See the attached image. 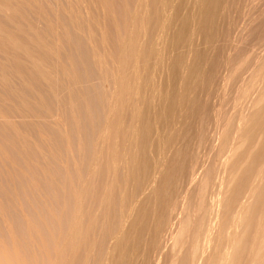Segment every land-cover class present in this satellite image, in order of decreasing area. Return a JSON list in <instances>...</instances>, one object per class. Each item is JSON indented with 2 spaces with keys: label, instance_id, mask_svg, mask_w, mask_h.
<instances>
[{
  "label": "bare ground",
  "instance_id": "bare-ground-1",
  "mask_svg": "<svg viewBox=\"0 0 264 264\" xmlns=\"http://www.w3.org/2000/svg\"><path fill=\"white\" fill-rule=\"evenodd\" d=\"M27 1H28V3H27ZM34 1V2H33ZM43 1V0H42ZM54 2L53 0H49V2ZM56 1H58L59 3V6L56 4V2H54L55 4H52L51 2V4L52 5H50L49 7L48 6H46V7H44V5L43 4H45V2L47 3V0L45 1H43L44 3H42L41 1H40V3H42L41 5L43 6V8L42 7H39L40 6V4L38 5V8H42L41 10H42V12H46L45 11V9L44 8H46V10L47 11H50L51 12V14H52V12H53V14L55 13V7H60V5H62L63 3L65 4L66 2L67 3H69L70 2V4L71 3H73L74 1H76V0H73V2H71L70 0H65V2H63L62 3V0L60 1V0H56ZM64 1V0H63ZM86 1H92L91 3L92 4H94L95 5V3L96 4H102L103 5V7H108V4L110 5V3L108 2L107 3V1L108 0H95V2L93 3V1L94 0H86ZM114 1H116V0H114ZM113 1V2H114ZM126 1H129V0H126ZM239 1V0H238ZM237 0H133V2H131V4L133 3L134 5H130V6H132L133 8V10L131 9L129 12H131V11H135L134 13H132L131 12V15L132 16H130V15H127V14H125V13H127L128 12V8L129 7H126L125 6V4L126 3H124L123 4V2H124V0L122 1V3H120V1H118L121 5L123 4L124 6H122V8L124 7V9L126 8L127 10H123L124 11V13L122 12V14H124L125 16L127 15V16H129V17H126V19L127 18H131L130 20H125V17H124V20L125 21H130L129 23H131V25L130 26H132V28H130L131 29V31L130 32H132V29L134 30V35H133V37L131 36L130 38H133V39H131V40H129V38H126L127 37V33H129L128 35H131L130 34V32L128 31L127 32V30L129 29L128 28V25H129V23H127L125 26L128 28H126L125 27V29L123 30V31H125L126 29V32H125V34L124 35H126V37L124 38L122 35L120 36V34H119V36L121 37V38H123V39H128V40H126V42L127 41H131L130 42V44L128 45V47L125 45L124 47H126L125 49H124V52L123 51H121L122 52V57H123V60H121L120 59V61H118L117 60V62H119L120 64H122L121 66H118V67H120L118 70H119V75H120V72H122L123 71V73H122V75L121 76H123V74H124V70H125V68H126V71L127 70H129V71H131L130 69H128V67H131L130 65H131V63L135 60V58L137 57V53H138V51H139V49H140V43L138 44L137 42H139V41H143V40H139V41H137L138 39H141V37H143V39H145V35H146V37H148V35H147V33H150L149 35H152L153 33H154V35H152V36H149V38L151 37V41H149V38H147L148 39V41L150 42V43H143V44H148V46L146 47L147 49H145V45L143 46V44H142V50H141V52L142 51H144L143 53L147 56V60L146 61H140L141 63L140 64H142V62L144 63V64H142L143 66H144V73L146 74H148L147 76H146V78H144L143 79V77L144 76H142L143 75V73H142V75H140V79L141 80H143L142 82H144V80L146 79L147 80V83H142V82H139L138 84H144V85H142V87L144 88V90H146V92H147V89L145 88V86H147V87H149L148 89H149V91H150V87H151V91H150V93L148 94V97H146V95L144 96L145 98L143 99V102L145 101V102H147V107H146V109H147V111L150 109V110H152L151 108H154V109H156L157 111L160 109V103L162 102H164L163 100H168V105L167 106H165V108H164V106H163V104L161 105L162 106V108L160 109V110H162L163 108H164V110H166V108H168L166 111H167V114L168 115H166V114H162L163 116H167L166 118H169V120L167 119L166 121H168L167 122V128L169 129V130H166V131H170L171 133H172V137L174 138V140H173V138H172V141H169L170 143L171 142H173L174 141V143H172V144H175V146H174V148H176V149H172L170 146H169V144L168 145H166V147L167 146H169L171 149H168L167 150V148H165L168 152H170V150H171V155H172V151H176L171 157H169L168 158V160H169V162H168V160L166 161L167 162V165H164V166H166L165 167V171L163 170V164L162 163H158V162H161L160 160L156 163L155 162V164L152 166V168H151V171H150V174H147V173H149L148 171H146L145 172V175L147 174V176H145L146 178V180H145V182L143 183V182H141L143 185L139 188L140 189V193H139V191H138V193H139V196H138V198H136L134 201H132L129 205H128V201H127V206H124V204H125V202H124V204H123V206L124 207H122L121 206V208L120 209H118V211H119V214H118V212L116 211V210H113L114 211V213H115V211L117 212V213H115V215L116 214H118L117 216H118V219H117V216H116V218H114L113 217V220H115L116 219V221H114V227L115 228H113L114 229V232H113V235H112V238H110L111 239V246H109V249H108V251H106V252H108L107 253V255H106V257H105V259H104V261L103 262H101L102 264H121V262H123L124 261V257L127 259V254H126V256H125V253H126V246H128V243L130 244V239H131V241H132V236H133V234L134 235H137L138 233H139V230L140 229H142L143 228V226H142V224L145 226V224H146V229H147V231L145 232L146 234H148V239H150V247H151V245H152V248H153V246L154 247H156V250L158 249V251H156L157 253H158V261H157V263H153V264H161L160 263V258H161V256H160V254H161V250L163 251V248L165 249V248H168L169 247V251H167V250H165V254H164V252H163V254L166 256V257H163V258H166V260L164 261V259L163 258H161V261H164V264L166 263V264H202L203 263V261H205L203 264H207V263H209V264H264V0H254V1H256V3L258 2V1H261L262 3H263V5H262V10L261 11H259L260 9H258V7H260V6H258L256 9L259 11V12H257V10H256V12H255V7L253 8V3H252V8L254 9V12L255 13H257L254 17H251V23L253 22L254 24H252V25H248L249 27L248 28H239L240 29V31H242L243 29L245 30V29H247L248 30V32H246L245 31V33H246V37L247 38H245V40H242V41H246V42H242L241 44H240V42H237L236 43V41H232L233 43H236V44H232V42L230 41L229 42V40L231 39H229V37L230 36H228V38L227 39H229L228 40V42L230 43V44H232V45H234V46H232V45H228V44H226L225 42L226 41H224L225 40V38L227 37H225L224 39L222 38L223 37V35L225 36V32H223V33H221V31L219 30V25H218V29L216 28V24H217V22H216V18L219 20L220 19V21L223 23V21L224 20H226L227 21V18H225V16H227V14L228 13H231L232 12V10L233 9H236L239 5L238 4H241V2H238ZM244 0H242V2H243ZM253 1V0H252ZM253 1V2H254ZM24 2H26L27 3V5L29 4L30 6L28 7V6H24V4H26V3H24ZM39 2V1H38ZM48 2V3H49ZM62 4H61V3ZM80 2H82V1H80L79 0V2L78 3H76V5H77V7H81L80 8V10L82 11L83 10V12L85 13V11H84V9L85 8H83V4H86V2L83 0V4L81 3L80 4V6H79V3ZM85 2V3H84ZM110 2H112L111 0H110ZM117 2V1H116ZM246 2V1H245ZM248 2H249V0H248ZM31 3V1L29 2V0H0V57H1V61H0V87H2V89L4 88L3 86L6 84H8V85H10L11 86V84H9L10 83V78H8V75H9V73H6V74H8V75H6L5 76V73L4 72H6V71H8L9 69H11V71L10 72H12L13 73V75L12 76H14V77H12L11 79H13L11 82H13V83H15V81H17V80H19V84H21V83H23L22 81V78H25V80H24V82L28 79V74H26L25 75V72H27V71H29L30 73L32 72L34 75H37L36 73H38L37 71H39L40 69H39V65H35V64H33V62L32 61H28L29 59L31 60V58H29V55H31V52L32 53H36L37 52V57H38V51L35 49V51L36 52H33L34 50H32V49H34V48H29V45L31 44H29V42H30V40L29 39H27V37H26V39L24 38V31H25V29H26V27L30 24V25H32V23H30V22H32L30 19H33V17L35 16V15H33V17H31V18H29V23H28V25L25 27V25L24 24H26L25 22H24V24H23V22H22V17L21 16H23L24 15V13H26L27 11H28V9L30 10L31 8L30 7H32L33 6V9L35 8V6L37 7V5H34V3L36 4V0H32V3H33V5L32 4H30ZM47 3V4H48ZM49 3V4H50ZM66 3V5H68ZM91 3H89V6L88 7H90V5L93 7L91 10H94V7H96L95 9L97 10V9H102V11H105V10H107L108 8H111V9H108V10H110L109 12L108 11H106V12H108L109 14H107V15H110V13H111V11H112V13L111 14H113V10H114V6H113V3L111 4V6H109L108 8H105V9H103L102 8V6L100 7V5H99V8H98V5L97 6H93ZM129 3V2H128ZM255 3V2H254ZM255 3V4H256ZM259 3V2H258ZM47 4H45V5H47ZM48 4V5H49ZM62 5V6H64V9H66L67 11H68V7H70L71 5H69V6H67L66 7V5ZM88 4V3H87ZM86 4V5H87ZM247 6L250 4L251 5V0H250V2L249 3H245ZM244 4V5H245ZM53 5H57V6H55V7H53ZM104 5H106V6H104ZM116 5V4H115ZM127 5V4H126ZM243 5V4H242ZM259 5H260V3H259ZM21 6H22V8H23V6L24 7H26L25 9H26V11L22 14V12H23V10H22V12H20L21 10H19L20 8H21ZM256 6V5H255ZM48 7V8H47ZM52 7H53V9H52ZM57 7V8H58ZM84 7H85V5H84ZM87 7V8H88ZM119 7V6H118ZM121 7V6H120ZM244 7H246V6H244ZM28 8V9H27ZM38 8H36V10L38 9ZM52 9V10H48V9ZM63 7H60L59 9H60V11L58 12L57 10V14L59 13H63V12H61V9H62ZM72 8V7H71ZM69 8V10H71L70 12L71 13H69V14H72V12H73V14H77V12H78V14L77 15H80L79 14V12H80V10L79 9H76V10H79V11H77L76 12V10L74 9V8ZM83 8V9H82ZM87 8H86V10H87ZM249 8H251V7H249ZM249 8L247 7V9H248V11H249ZM39 9V10H40ZM43 9H44V11H43ZM58 9V10H59ZM64 9H62V10H64ZM74 9V11H72ZM90 9V8H89ZM100 9V10H101ZM113 9V10H112ZM237 9H240V8H237ZM244 9V8H243ZM252 9V10H253ZM39 10H37V11H39ZM40 10V11H41ZM66 10H64V12L66 11ZM122 10V9H121ZM246 10V9H245ZM31 11V10H30ZM30 11H28V13L30 14H36V16L35 17H37L38 15H40V16H38L39 17V22H40V20L43 18V16L42 15H44V14H41V12L38 14V13H36L34 10H32V11H34V12H30ZM67 11L65 12V13H63L64 15L65 14H68L67 13ZM88 11H90V10H88ZM88 11H86L87 13H88ZM127 11V12H126ZM231 11V12H230ZM238 11V10H237ZM247 11V10H246ZM246 11H243V14H244V12H246ZM82 12V13H83ZM128 12V14H130ZM251 12V11H250ZM19 13V14H18ZM28 13H27V15H28ZM55 13V14H56ZM81 13V12H80ZM84 13H83V15H84ZM233 13H234V11H233ZM235 13H237V12H235ZM239 13V12H238ZM252 13V12H251ZM10 14V15H9ZM20 14H22V15H20ZM46 14H47V12H46ZM46 14H45V16H46ZM48 14H49V12H48ZM47 14V15H48ZM52 14V15H53ZM56 14V15H57ZM58 14V15H59ZM60 14V15H61ZM68 14V15H69ZM88 14H90V13H88ZM87 14V15H88ZM99 14H100V12H99ZM98 14V15H99ZM243 14L241 15V16H243ZM249 14V13H248ZM51 15V16H52ZM56 15H53V16H55V19H56V17H58V15L56 16ZM68 15H66L65 17L67 18L68 17ZM91 15H93V14H91ZM91 15H89L90 17H88V18H94V17H91ZM96 15V14H95ZM98 15H96V16H98ZM101 15V14H100ZM100 15L98 16V17H100ZM106 14H103V16H105ZM237 15V14H236ZM239 15V16H240ZM245 15V14H244ZM252 15H253V13H252ZM32 16V15H31ZM70 16V15H69ZM72 17H68V20H72V21H75V19H76V15H75V19H73V15H71ZM81 16V15H80ZM94 16V15H93ZM95 16V17H96ZM102 16V15H101ZM113 17H114V14L112 15ZM238 16V15H237ZM236 16V17H237ZM238 16V17H239ZM250 16H251V14H250ZM24 17H25V19H28L27 18V16L26 15H24ZM23 17V18H24ZM42 17V18H41ZM47 17H49V16H47ZM59 17H62L63 18V16H59ZM64 17V21H62L61 19H60V21H62V22H60L59 21V18H57V23H55V26H56V24H57V26L58 25H61V27L62 26H64V25H67V23H66V21L67 22H70V21H68L66 18ZM78 17L79 16H77V19H78ZM82 17V16H81ZM98 17H97V19H98ZM111 17V16H110ZM109 16H108V19L110 18ZM228 17V16H227ZM229 17H230V14H229ZM249 17V16H248ZM101 18V17H100ZM107 18V16L106 17H104V19L102 18V19H99V20H97V19H95V21L96 22H94V21H92V22H94L96 25H97V21H100L101 23L103 22V21H101V20H104L105 22H106V19ZM234 18V20L236 19L235 17H233ZM245 18V17H244ZM247 18V17H246ZM24 19V20H25ZM34 19H36V18H34ZM47 20V19H50L51 20V18H45L44 17V19H42V20ZM52 19H54V18H52ZM66 19V20H65ZM77 19H76V21H77ZM82 21L84 22V23H88L89 24V22H90V20H89V22L87 21V17H86V20L82 17ZM123 19V18H122ZM248 19H250V17L248 18ZM45 20V21H46ZM49 20V25L52 23V21H50ZM80 20V19H79ZM78 20V21H79ZM86 22H85V21ZM111 20V19H110ZM113 20V19H112ZM111 20V21H112ZM230 20V19H229ZM233 20V21H234ZM237 20V19H236ZM240 20V19H239ZM242 20V19H241ZM253 20V21H252ZM28 21V20H27ZM44 21V23H48L47 21L45 22ZM55 21V20H54ZM76 21H75V23H76ZM109 21V20H108ZM123 21V20H122ZM232 21V20H231ZM249 20H248V22H250ZM34 22V21H33ZM35 22H37V19H36V21ZM39 22H37V23H35L36 25H34L33 24V26H28V28L30 29V31L32 30V32H34V33H37V31H38V33H40L39 32V27L36 29L34 26H37V24L39 23ZM59 22L61 23V24H59ZM79 22H81V21H79ZM79 22H78V24H79ZM105 22H103V23H105ZM124 22V21H123ZM219 22V21H218ZM221 22H220V24H221ZM225 22V21H224ZM235 22V21H234ZM243 22H244V20H243ZM43 23V24H44ZM71 23V22H70ZM74 22H72V25L73 24H75ZM82 23V22H81ZM81 23L79 24L80 25V28L82 27H84V23H82L83 25L81 26ZM93 23V24H94ZM102 23V24H103ZM107 23V22H106ZM112 23V22H111ZM110 23V24H111ZM226 23V22H225ZM237 23V22H236ZM239 23V22H238ZM242 23V22H241ZM241 23H239V26H241L240 24ZM39 24H42V22L41 23H39ZM46 24H44V26L46 27L47 25ZM64 24V25H63ZM78 24H76V25H78ZM88 24H86V25H88ZM90 24H91V22H90ZM92 25V26H96V25ZM100 23H98V25H99ZM107 24H109V23H107ZM219 24V23H218ZM246 24H248V23H246ZM53 26H51V27H54L53 29L52 28H50V26H47L46 28H44L43 27V25H41L44 29H42V28H40L41 30L40 31H42L41 32V34L43 33V34H45L44 33V31H46V34H48L47 36L49 37L50 35V33H52L53 32V38H55V36H54V32H56V31H61V29H59V30H55L56 28H57V26H56V28H55V26H54V24H52ZM70 25V24H69ZM72 25H70V27L69 26H64L65 28H66V30H63V29H65V28H62V34H63V32L64 31H68L67 33H71L70 32V30L72 31V28H71V26ZM85 25V26H86ZM122 25V24H121ZM236 24L234 23V26H235ZM39 26V25H38ZM91 25L89 26L90 28L92 27ZM123 27H124V23H123V25H122ZM143 26H148L149 28H152L153 30H149V32L146 30V28H145V30H146V32L147 33H144L142 36L141 35H139V36H141L140 38H139V36H138V34H140V30H141V27H143ZM222 26H225V28H226V25L225 24H223ZM221 26V27H222ZM230 26V25H229ZM237 26V25H236ZM67 27L68 28H70V29H68L67 30ZM78 27V26H77ZM76 27V28H77ZM87 27V26H86ZM86 27H84V28H86ZM97 27V29L96 28H94V27H92L93 29H96V31L98 30V28L100 27H102V26H96ZM111 26L109 25V28H110ZM118 26H116V28H117ZM120 27V26H119ZM147 27V28H148ZM221 27H220V29H221ZM242 27H243V25H242ZM246 27H247V25H246ZM25 28V29H24ZM27 28V29H28ZM52 29L51 31L52 32H49L47 29ZM74 28H75V26H74ZM74 28H73V32H75V31H78V32H80L81 30L78 28V30H76L75 29V31H74ZM92 28H91V30H92ZM100 28H99V30H100ZM102 28H104V26L102 27ZM101 28V29H102ZM137 30H136V29ZM148 28V29H149ZM222 28H224V27H222ZM223 29V30H225L226 31V29ZM232 28V27H231ZM46 29V30H45ZM86 29H89V28H86ZM86 29H84V30H82V32L84 33V34H89V32H87V33H85V30ZM106 29H108V28H106ZM112 29H114V28H110V31H109V33L111 32V30ZM120 29H121V27H120ZM140 29V30H139ZM228 29V28H227ZM233 29V28H232ZM242 29V30H241ZM80 30V31H79ZM98 30V31H99ZM115 30V29H114ZM144 30V29H143ZM144 30V31H145ZM222 30V31H223ZM231 30V29H230ZM243 30V31H244ZM29 31V30H28ZM28 31H25L26 33H29ZM89 31V30H88ZM96 32V33H99V32ZM102 31V30H101ZM105 31H107V30H103L102 31V33L104 34V32ZM113 31V30H112ZM136 31V32H135ZM142 31V30H141ZM143 31V32H144ZM153 31V33H151ZM239 31V32H240ZM31 32V33H32ZM48 32V33H47ZM78 32H75V33H77L78 34ZM94 32H95V30H94ZM119 32V31H118ZM122 32V31H121ZM139 32V33H138ZM142 32V33H143ZM228 32V31H227ZM226 32V33H227ZM232 32H234V31H232ZM20 33H22L23 35L21 36L20 35ZM91 33V32H90ZM95 33V34H96ZM101 33V32H100ZM106 33V32H105ZM114 33H116V32H114ZM113 33V34H114ZM230 33V32H229ZM236 33V32H235ZM241 33H244V32H241ZM240 33V34H241ZM43 34L42 35H38V36H42L41 38H43ZM45 34V35H46ZM69 34H67L68 35V37L70 36ZM73 34V33H72ZM77 34H74L76 37L75 38H77ZM83 34V35H84ZM87 34V37L89 36ZM123 34V33H122ZM223 34V35H222ZM228 34V33H227ZM226 34V35H227ZM232 34V33H231ZM230 34V35H231ZM26 35H30V34H26ZM36 35V38H37V34H35ZM35 35H30V37L31 36H33V37H31V42L32 41H35L36 43H37V40H36V38H34V36ZM44 35V36H45ZM59 36L60 35V33L59 34H56V36ZM66 35V34H65ZM64 35V36H65ZM66 35V36H67ZM73 35V36H74ZM79 35L80 36H82L83 37V35H82V33L80 32L79 33ZM111 35V34H110ZM62 36V35H61ZM64 36H62L63 38H65ZM90 36H91V34H90ZM92 36L94 37L93 39L94 40H92L93 42H95L96 44H97V46H96V44H95V46H96V48H98V49H95V51L97 52L98 50H100V48H101V46H103V45H101L102 44V42L100 43L99 41H100V39L99 38H97V40H99V41H95L96 39V37H97V34H96V37L94 36V34L92 33ZM99 36L101 37L102 36V34L100 35L99 34ZM112 36V35H111ZM110 36V37H111ZM118 36V35H117ZM48 37H44L46 40H48V41H50L49 39H48ZM52 37H51V39H52ZM62 37H61V40H60V37H57L56 39H58L56 42H58L59 41V43H60V41H63V43L61 44L60 43V45L62 46L63 44L64 45H66L67 47H68V45L66 44L67 42H69V44H71L70 43V40L68 41V39L67 38H65L64 40H65V43H64V40L62 39ZM84 37H86V35L84 36ZM104 37V36H103ZM113 37V36H112ZM120 37H117V38H120ZM138 37V38H137ZM195 37H201V39L203 40V48H202V45H200L201 46V48H199L198 46V44H196V43H194L195 42ZM244 37H245V35H244ZM40 38V39H41ZM71 38V37H70ZM74 38V39H75ZM78 38L80 39L81 37H79L78 36ZM77 38V39H78ZM90 37H88V39H89ZM102 38V37H101ZM116 38V37H115ZM167 38V40H166V42L167 41H169V42H167L168 44L170 43L171 44V46H173V51H174V57L170 60V58H166V59H168V60H170V61H168V60H165V61H168L167 62V64L169 63V66L168 67H170V72L169 73H171V78H169V76H168V79L170 80H172L173 81V79L175 78V79H177V81L174 79V83H178V84H175V85H177L178 86V89L180 90V91H182V92H180L179 93V91H177L178 92V94H179V96H177V94H174L175 92H173L172 93V90H171V93L169 94V95H165L164 96V94H161L163 91V85H162V90L160 91V89H159V93H160V96H159V93L157 92V90H158V88L156 87L157 86V84H156V86H154V87H156L157 89H155V90H152L153 88V86H150V85H152L153 83H155V82H153V80H154V76L156 77V75L154 74L155 72H153V71H155V70H157V73H158V69H159V74H161L163 71L162 70H160L161 69V67L160 68H156V69H152V68H154L155 66H152V62H151V60L153 61H155V60H158V57L160 58V63L162 64V58H161V55L163 56L165 53V51L163 50H161L160 49V45L159 44H161V41L163 40V41H165V39ZM237 38V37H236ZM33 39V40H32ZM35 39V40H34ZM55 39V40H56ZM72 39V38H71ZM83 39V38H82ZM81 39V40H82ZM91 39V38H90ZM89 39V40H90ZM110 39V38H109ZM114 39V38H113ZM122 39V41H125V40H123ZM235 39V38H234ZM238 39V38H237ZM236 39V40H237ZM39 40V39H38ZM54 40V39H53ZM76 40V39H75ZM74 40V41H75ZM80 40V41H81ZM87 40V39H86ZM111 40H112V38H111ZM115 40H117V39H115ZM115 40H114V42H115ZM40 41V40H39ZM43 41V40H42ZM42 41H40V42H42ZM47 41V42H48ZM67 41V42H66ZM72 41V40H71ZM83 41H85V40H83ZM91 41V40H90ZM102 41H104V40H102ZM119 41H121V40H118L117 42H118V44H119ZM239 41V40H238ZM44 42H45V40L42 42L43 44L42 45H46V44H44ZM47 42H45V43H47ZM55 42V41H54ZM53 42V43H54ZM55 42V43H56ZM76 42V41H75ZM74 42V43H75ZM77 42H78V40H77ZM114 42H112L113 44H114ZM197 42V41H196ZM227 42V43H228ZM59 43H58V45H57V43H56V45H54V46H56L55 47V50H56V48L59 46L60 47V45H59ZM86 43V42H85ZM91 43V42H90ZM99 43V44H98ZM108 43V42H107ZM111 43V42H110ZM109 43V44H110ZM111 43V44H112ZM121 43V42H120ZM138 44V46H137V44ZM142 43V42H141ZM164 43V42H163ZM162 43V44H163ZM35 44V43H34ZM33 44V45H34ZM38 44V43H37ZM36 44V45H37ZM41 44V43H40ZM48 44H49V42H48ZM73 44V43H72ZM87 44H88V42H87ZM106 44V43H105ZM117 44V45H118ZM125 44V43H124ZM161 44V45H162ZM194 44L195 45H197L196 47H194L193 48V46H194ZM42 45H40V47H42ZM50 45H52V42H51V44ZM49 45V46H50ZM63 45V46H64ZM75 45V44H74ZM78 45V44H77ZM90 45H93L94 46V43H92V44H90ZM98 45H100L99 47H98ZM107 45V44H106ZM115 45V44H114ZM113 45V47H114V49L115 48H117L116 46H114ZM121 45V44H120ZM123 45V44H122ZM39 46V45H38ZM76 46V45H75ZM163 46V45H162ZM48 46H46L45 48H47ZM53 47V46H52ZM52 47H50V48H47V50L48 49H51ZM58 47V48H59ZM71 47V46H70ZM89 47V46H88ZM113 47H112V49H113ZM121 47V46H120ZM166 47V46H165ZM42 48H44V46L42 47ZM62 48V47H61ZM65 49H67L66 47H64ZM74 48V47H73ZM72 48V49H73ZM77 50H78V48H77V46L75 47ZM95 48V47H94ZM103 48V47H102ZM118 48H119V46H118ZM139 48V49H138ZM161 48H164V47H161ZM31 49V50H30ZM87 49V48H86ZM88 49H90V47L88 48ZM108 49V48H107ZM106 49V50H107ZM111 49V48H110ZM112 49H111V51H112ZM145 49V50H144ZM160 49V50H159ZM169 49V48H168ZM172 49H171V51H172ZM46 49H45V51H47ZM63 50V49H62ZM61 50V51H62ZM80 50V49H79ZM85 50V49H84ZM102 50V49H101ZM100 50V51H101ZM109 50V49H108ZM116 50V49H115ZM115 50H113L112 52V55H114V53L116 54V53H119L117 50V52L115 51ZM121 50H122V48H121ZM42 51V50H41ZM49 51V50H48ZM53 51H54V48H53ZM64 51V50H63ZM68 51H69V53L68 54H70L71 52H72V50H71V48L69 49V47H68ZM87 52H88V50H86ZM94 51V52H95ZM111 51H105L106 52V54H107V52H111ZM163 52L162 54H161V52ZM168 51V50H167ZM167 51H166V53H167ZM170 51V50H169ZM170 51V52H171ZM51 50L49 51V54H52L53 55V53L54 52H51ZM57 53H58V51H56ZM54 53V56H56L57 55V53ZM74 52V51H73ZM81 52V51H80ZM79 52V53H80ZM84 52V51H83ZM93 52V51H92ZM93 52V53H94ZM95 52V53H96ZM21 53H24V54H21ZM41 53V52H40ZM39 53V54H40ZM47 53V52H46ZM101 52H99V54H100ZM142 53V54H143ZM67 54V53H66ZM66 54H64V55H66ZM68 54L66 55V56H68ZM77 54V53H76ZM98 53H96V55H97ZM111 54V53H110ZM141 54V53H140ZM140 54H138V55H140ZM142 54H141V56H142ZM143 54V55H144ZM161 54V55H160ZM19 55H22L23 57H20ZM25 55L26 56H28V60L25 58L24 59V57H25ZM64 55H61V57H63ZM100 55H104V54H100ZM107 55H109V54H107ZM124 55V56H123ZM136 55V57L134 58V56ZM144 55V56H145ZM60 56V55H59ZM89 56V55H88ZM88 56H87V58H88ZM115 56V55H114ZM119 56V55H118ZM146 56L144 57L145 59H146ZM192 56V57H191ZM34 58L36 57V55L35 56H33ZM36 57V58H37ZM72 57H74V56H72ZM102 57V56H101ZM104 57V56H103ZM112 57L113 56H111L110 55V58L112 59ZM121 57V55L119 56V58H122ZM139 57V56H138ZM137 57V58H138ZM2 58H4L3 59V62H2ZM33 58V59H34ZM35 58V59H36ZM55 58V57H54ZM53 58V59H54ZM65 56H64V59L62 58V62H63V60H65ZM69 58H71V56H69V57H67L66 58V60L68 59V62L70 63V62H72ZM80 58V57H79ZM82 58V57H81ZM86 58V59H87ZM105 58V57H104ZM108 58V57H107ZM110 58H108L109 60H110ZM114 59H117V54H116V57H113ZM118 58V59H119ZM127 60H126V59ZM136 58V59H137ZM140 59H141V57H139ZM139 58H138V61H139ZM143 58V57H142ZM151 59L150 60V62H149V59ZM38 59V58H37ZM56 59V58H55ZM58 59H60V58H58ZM71 59H75V58H71ZM92 59V58H91ZM94 59V58H93ZM101 59H103V58H101ZM108 59H103L104 61L106 60H108ZM125 59V60H124ZM144 59V60H145ZM6 60V62L8 61V62H11L9 65H8V63H6V62H4ZM52 60V59H51ZM70 60V61H69ZM83 60V59H82ZM94 60H96V59H94ZM53 61V60H52ZM56 61V60H55ZM58 61V60H57ZM56 61V62H57ZM60 61V60H59ZM58 61V62H59ZM60 61V65H61V62ZM88 61V60H87ZM101 61V60H100ZM111 61V60H110ZM109 61V62H110ZM136 61V60H135ZM153 61V62H154ZM24 62L25 63H27L28 65H29V63H30V66H28L27 67V64H24ZM39 62H40V60H39ZM41 62H45V64L46 65H48L49 64V62H48V64L46 63V61H41ZM56 62H55V64H56ZM66 62V61H65ZM77 61H75V63H76ZM79 62V61H78ZM85 62V61H84ZM112 62L113 63H115V64H117L116 62H114V60H112ZM122 62V63H121ZM74 63V62H73ZM97 63H98V60H97ZM106 63V62H105ZM104 63V64H105ZM113 63H112V65H113ZM155 64H156V61L154 62ZM154 63H153V65H154ZM158 61H157V65L156 66H158ZM7 65L6 67H4V65ZM37 64V63H36ZM64 64V63H63ZM66 64V63H65ZM68 64V63H67ZM72 64V63H71ZM78 64V63H77ZM77 64H76V66H77ZM109 64L110 63H108L107 64V66H109ZM120 64H118V65H120ZM133 65H132V67H131V69H134L135 70V68L133 67L134 65H136L137 64V62L134 64V63H132ZM163 64H165V62L163 63ZM50 65V64H49ZM84 65V64H83ZM101 65H103V63L101 64ZM106 65V64H105ZM112 65H110V66H112ZM141 65V66H142ZM10 68H9V67ZM27 68H26V67ZM62 66V65H61ZM68 66V65H67ZM70 66V65H69ZM72 66V65H71ZM71 66L69 67V68H71ZM91 66V65H90ZM107 66H106V68H107ZM109 66V67H110ZM114 67H117V65H113ZM164 66V65H163ZM46 67V66H45ZM72 67H74V66H72ZM81 67V66H80ZM85 67V66H84ZM92 67H93V65H92ZM114 67L112 68H110V69H114ZM137 67H138V69H139V67L140 66H138L137 65ZM167 67V66H166ZM8 69V70H6V69ZM65 69L63 66H62V68H61V75L63 76L62 77V79H61V83H59L60 81H57V80H59L60 79V71H59V73H55L54 71L56 70V67L53 65V66H47L46 67V71L44 70L43 71V69L41 70V72H42V76L44 77V78H47L48 79V77L47 76H49V74H53V72L56 74V75H54V76H56V77H54V79L55 78H57V80L55 81V82H58L57 83V86L58 85H60L61 84V86H59V88H62L63 90H60L61 92H59L60 94H58V95H62V96H60V100H61V102H63L62 101V98L61 97H64V95H65V93L68 91H70V89L69 88H67V89H64V88H66V87H70L71 86V84H73L74 86H78V85H75L74 83H76V80H75V73H73L74 74V76H73V78L72 79H69V81L67 80V78L70 76V72L69 71H71L70 69ZM77 68H79V67H77ZM102 68V67H101ZM140 68H143V67H140ZM152 70H151V69ZM72 69V68H71ZM74 69V68H73ZM72 69V70H73ZM85 69V68H84ZM90 69V68H89ZM97 69V68H96ZM100 69V68H99ZM121 69V70H120ZM164 69H165V66H164ZM60 70V69H59ZM78 70V69H77ZM101 70V69H100ZM105 70V69H104ZM107 70H108V68H107ZM117 70V71H118ZM48 71V72H47ZM76 71V70H75ZM74 71V72H75ZM80 71V70H79ZM109 71V70H108ZM107 71V72H108ZM113 71V73L115 74V72H117V71H115V69L114 70H111L110 72H112ZM136 71H137V69L135 70V72L134 71H132V72H134V74L136 73ZM138 71H140V69L138 70ZM137 71V72H138ZM162 71V72H161ZM165 71V70H164ZM166 71H169L168 70V68H167V70ZM34 72H36V73H34ZM58 72V71H57ZM73 72V71H72ZM71 72V73H72ZM89 72V71H88ZM106 72V73H107ZM128 72V71H127ZM127 72H125V73H127ZM131 72V73H132ZM143 72V71H142ZM149 72H153L152 74H154V76L152 77V81H151V78H150V76L149 75H151L152 76V74L150 73L149 74ZM161 72V73H160ZM12 73H10V77H11V74ZM29 73V74H30ZM78 73V72H77ZM109 73V72H108ZM167 73V72H166ZM168 73V74H169ZM15 74V75H14ZM23 74L25 75V77H23ZM51 74V75H52ZM57 74H59V76H57ZM110 74V73H109ZM109 74H107V76L109 75ZM117 74V75H118ZM133 74V73H132ZM137 74V75H136ZM135 75H136V77L137 78H139V75H138V73H136ZM111 75H112V73H111ZM110 75V76H111ZM116 75V76H117ZM119 75H118V78H119ZM125 75H129V74H124V76ZM165 75V74H164ZM170 75V74H169ZM26 76H27V79H26ZM33 76V75H32ZM39 76V75H38ZM71 76H72V74H71ZM76 76H77V74H76ZM89 76H90V74H89ZM106 76V77H107ZM115 76V75H114ZM127 76H125V77H127ZM130 76H133V75H129V77ZM159 76H161V75H159ZM167 76V75H166ZM37 77V76H33V80H35V82L38 80V78H40V76L39 77H37L36 79L35 78ZM50 77V76H49ZM52 77V76H51ZM59 77V78H58ZM125 77H124V80H125ZM157 77H158V75H157ZM163 77V79L165 78V76H162ZM162 77H160V78H162ZM15 78V79H14ZM17 78V79H16ZM29 78H31L30 80H32V77H31V75H30V77ZM92 78V77H91ZM108 78V77H107ZM111 78V77H110ZM109 78V79H110ZM115 78V77H114ZM120 78H122V77H120ZM136 78V79H137ZM173 78V79H172ZM46 79V80H47ZM100 79V78H99ZM104 79V78H103ZM113 79V78H112ZM112 79H110V80H112ZM127 79V78H126ZM130 79V78H129ZM135 79V80H136ZM15 80V81H14ZM30 80H27L28 82H30ZM40 80V79H39ZM53 79H50V81H52ZM62 80H63V82H62ZM71 80H74V83H71ZM89 80H90V78H89ZM121 81L120 79H119V81H120V88H121V93L119 92V94H117V92H118V89H119V87H118V89L116 90V89H114V91H115V94L116 95H113V92H112V95L110 94L109 96H108V99H109V97L110 96H113V98L111 97L110 99H114V96L115 97H117V95H119V97L121 96L122 97V103H120L121 101H119V103H120V108H121V110H122V108L123 107H125L126 105L128 106V105H130L129 106V108H131V109H129V111L130 112H127V109H126V111H124V112H127V116H129L128 118H129V123L127 122V119L125 118V115L124 114H120V115H118V117L120 116H122V115H124V116H122L123 117V119L125 118V120H126V122L128 123V125L126 126V124L127 123H124L125 124V127H124V124H123V122H122V120H121V123L123 124V127L121 128V126H122V124H121V126L119 125L120 124V122L119 123H117V119H118V121H120V119L122 118H117V117H115V118H117L116 120H115V122L113 123V124H111L110 125V123L107 125H104V126H106V128H108V129H110L111 130V132L109 131V134H111V133H113V134H111V138H115V141H117V139L119 140V141H117L116 143L114 142V140H112V139H110V140H112L113 141V143L114 144H116V145H114L113 144V147H112V151H111V154H112V158H111V160H114L115 161V163H117L116 165L114 164V163H112V164H110V162H114V161H111V160H109V159H105V163H102L104 166L105 165H107L108 164V162H107V160L109 161V164H110V167L112 168V165L114 164V166H120V164L122 165V167L124 166V167H129L130 165H131V163H132V156H138V155H135L136 153H134V154H132V149H133V146H132V140H135L134 139V137L137 135V133H138V126H137V124H135V122H137V121H139V119H140V116H139V113H142L143 115H141V117H142V121L140 120V122H142V124H143V128L144 129H142V131L144 132V136L146 135V133L149 131V130H151L150 128H149V130H148V127H149V125H151V124H149L148 125V122L150 121V116L151 115H153V113L149 116V118H148V114H150L151 112L149 111V112H146V109L145 110H143V111H145V113L142 111V112H139V111H137V110H139L141 107H139V109H137V108H135V103L133 104V102H134V100H132V99H138V98H141V95L143 94V93H138L140 90H142L141 88H139L138 89V91H137V89L136 90H133L134 89V87H132V85L130 84H128V82H125V81ZM128 80V79H127ZM133 80V78H131L129 81H132ZM156 80H159V79H156ZM98 81H100V80H98ZM113 81V80H112ZM112 81H110V84H111V82ZM115 81V80H114ZM113 81V82H114ZM117 81V80H116ZM137 81H139V80H137ZM163 81V80H162ZM164 81H165V79H164ZM171 81V82H172ZM176 81V82H175ZM28 82H27V85H31V83L33 82H31V83H29L28 84ZM43 82V84L44 85H42L43 86V88L45 87V89H46V87L49 85V84H51L50 82L49 83H47L48 85H45V81H42ZM42 82L40 81V82H37L38 84L36 85L35 83L33 84L34 86L36 85V87L38 86L39 87V83L40 84H42ZM79 82V81H78ZM83 82H84V80H83ZM118 82V81H117ZM136 82V81H135ZM151 82V83H150ZM153 82V83H152ZM161 82V81H160ZM167 82V81H166ZM165 82V83H166ZM16 83H18V82H16ZM14 84V86H16L17 84ZM26 83V82H25ZM107 83V82H106ZM129 83H132V82H129ZM137 83V82H136ZM135 83V84H136ZM170 83V82H169ZM56 84V83H55ZM66 84L68 85V86H66ZM77 84V83H76ZM87 84V83H86ZM114 84V83H113ZM146 84V85H145ZM162 84V83H161ZM168 84V83H167ZM172 84H173V82H172ZM52 85V84H51ZM70 85V86H69ZM83 85V84H82ZM115 85V84H114ZM160 85V84H159ZM21 85H17V87L18 88H21V90H22V87H20ZM22 86H23V84H22ZM25 86H26V84H25ZM50 86V85H49ZM48 86V87H49ZM52 86H54V85H52ZM57 86H55V87H57ZM111 86V85H110ZM133 86H134V80H133ZM135 86H137V87H140L139 85H135ZM166 86V85H165ZM172 86V85H171ZM12 87V86H11ZM17 87H15V88H17ZM29 87V86H28ZM32 87V86H31ZM37 87V88H38ZM47 87V88H48ZM73 87V86H72ZM109 87V86H108ZM5 88H6V86H5ZM10 87L8 86V89H9ZM14 88V87H13ZM13 88H11V89H13ZM34 88V87H33ZM32 88V89H33ZM37 88H36V91H37ZM40 90L39 91H41V85H40ZM42 88V89H43ZM50 88H52V87H50ZM59 88H58V90H59ZM77 88V87H76ZM82 88H84V86L82 87ZM110 88V87H109ZM136 88V87H135ZM172 88V87H171ZM170 88V89H171ZM173 88H176V87H173ZM1 89V88H0ZM1 89V90H2ZM7 89V88H6ZM6 89H3V90H5L6 91ZM24 89V88H23ZM27 89V88H26ZM57 89V88H56ZM73 89V88H72ZM80 89V88H79ZM78 89V90H79ZM96 89V88H95ZM94 89V90H95ZM108 89V88H107ZM111 89H112V87H111ZM112 89V90H113ZM169 89V90H170ZM2 90V91H3ZM14 90H16V89H14ZM17 90H19V89H17ZM28 90V89H27ZM57 90V91H58ZM67 90V91H66ZM82 90V89H81ZM88 90V89H87ZM91 90V89H90ZM111 90V91H112ZM144 90H143V92H144ZM8 91V93L9 92H11L10 91V89L9 90H7ZM32 91V90H31ZM63 91H65V93L63 94ZM110 91V90H109ZM120 91V90H119ZM134 91H137V93L140 95V97L138 96V97H136V95H137V93L136 92H134ZM167 91V90H166ZM14 92V91H13ZM16 92V91H15ZM67 92V93H68ZM84 92H86V91H84ZM84 92H77V93H79V97H80V95L82 94V93H84ZM142 92V91H141ZM0 93H2V92H0ZM6 93V92H5ZM21 93V92H20ZM29 93V92H28ZM39 93H41L42 94V91L41 92H39ZM62 93V94H61ZM70 93V92H69ZM75 93V92H74ZM74 93H72V95L74 94ZM13 93H11V95H12ZM16 94H19L18 92L16 93ZM33 94H35V93H33ZM38 94V93H37ZM48 94V93H47ZM57 94V93H56ZM76 94V93H75ZM158 94V96H156ZM166 94H168V93H166ZM175 95V97L174 98H172V95ZM13 95H15V93L13 94ZM13 95L12 96H10V94L8 95L7 93H6V96L9 98V97H13ZM20 95V94H19ZM19 95H17V97L19 96ZM22 95V94H21ZM20 95V96H21ZM23 95H24V93H23ZM30 95V94H29ZM67 95V94H66ZM71 94L68 96V99L70 98V96H72ZM83 96H84V94H82ZM81 95V96H82ZM108 95V94H107ZM106 95V96H107ZM163 95V96H162ZM1 96H4L5 97V95H3V94H1ZM35 96V95H34ZM83 96L82 97H80V100H81V98L83 99ZM88 96V95H87ZM156 96V97H155ZM168 96H170V98L168 97ZM177 96V97H176ZM4 97H0V106H1V104L2 103H5V101H4ZM22 97V96H21ZM38 96H35V99L37 98ZM41 97H42V95H41ZM73 97V96H72ZM76 97V96H75ZM104 97V96H103ZM120 97V98H121ZM6 98V97H5ZM7 98V100H9ZM27 98V97H26ZM85 98V97H84ZM106 98V97H105ZM104 98V99H105ZM143 98V97H142ZM141 98V99H142ZM18 99H19V97H18ZM49 99V98H48ZM73 99V98H72ZM103 99V98H102ZM108 99L106 98V100L107 101H105V102H108V103H110V104H112L111 103V100H110V102L108 101ZM118 99V98H117ZM22 100V99H21ZM33 100V99H32ZM37 100V99H36ZM56 100H58V99H56ZM65 101L67 100L66 98L64 99ZM79 100V99H78ZM83 100H85V99H83ZM95 100V99H94ZM115 100H116V98H115ZM112 101L113 103H116V101ZM121 100V99H120ZM127 100V101H126ZM133 102H132V101ZM140 100V99H139ZM138 100V101H139ZM13 101V100H12ZM38 101L40 102V99L38 98ZM42 101V100H41ZM44 101V100H43ZM65 101L63 102L64 104H67V102L65 103ZM68 101V103H69V105H68V107H70V99L69 100H67ZM72 101V100H71ZM126 103H125V102ZM11 102V101H10ZM35 102V101H34ZM44 102H46V101H44ZM43 102V103H44ZM55 102V101H54ZM58 102V101H57ZM73 102V101H72ZM72 102H71V104H72ZM77 102V101H76ZM75 102V103H76ZM86 102V101H85ZM105 102H102L103 103V107H105L108 103H106V104H104ZM117 102H118V100H117ZM140 102V101H139ZM26 103H27V100H26ZM49 103V102H48ZM58 103H60V101L58 102ZM74 103V104H75ZM77 103H79V102H77ZM81 103V102H80ZM137 103V102H136ZM142 103V102H141ZM141 103H138V105L139 104H141ZM165 103V102H164ZM9 104V103H8ZM14 104V103H13ZM42 104V103H41ZM46 104V103H45ZM87 104H88V106H89V102H87ZM110 104H108V105H110ZM121 104L123 105V107H121ZM124 104H126L125 106H124ZM166 104H167V101H166ZM166 104H164V105H166ZM7 105V104H6ZM19 105V104H18ZM31 105V104H30ZM30 105H28V106H30ZM61 106H62V103L60 104ZM59 105V106H60ZM77 105H79V104H77ZM81 105V104H80ZM105 105V106H104ZM116 105H117V103H116ZM116 105L114 106V104H113V107H112V105L111 106H108V109L110 108L111 109V107L113 108V109H111L112 111H116L115 109H116ZM137 105V104H136ZM145 105V103H144V105L143 106H146ZM4 106V105H3ZM60 106V107H61ZM66 106L67 105H65L64 107H65V109L66 110H68L67 108H66ZM85 107H86V105H84ZM95 106V105H94ZM127 106H126V108H127ZM140 106V105H139ZM142 106V105H141ZM7 107V106H6ZM53 107V106H52ZM59 107V108H60ZM75 107H76V105H75ZM75 107H73V108H75ZM79 108H80V106H78ZM85 107H82V108H85ZM91 107V106H90ZM115 107V108H114ZM136 107H138V106H136ZM62 108V107H61ZM77 108V107H76ZM75 108V109H76ZM106 108V107H105ZM105 108L103 109V111L105 110ZM142 108V109H143ZM159 108V109H158ZM1 109H2V107H1ZM0 109V110H1ZM8 109H9V107H8ZM7 109V110H8ZM11 109V108H10ZM74 109V110H75ZM87 109V108H86ZM45 110V109H44ZM50 110V109H49ZM64 109H62V110H60V112L61 111H63ZM66 110H64L63 111V114H65L64 116H67V117H65L64 119H65V122H66V120L68 119V117H70V116H68L72 111H69L68 110V112L67 113H69V114H66L65 112H66ZM72 110V109H71ZM77 110H79V109H77ZM83 110V109H82ZM89 110V109H88ZM110 110V111H111ZM123 110H124V108H123ZM155 110V112H154V114L156 115V111ZM4 111H6L5 109H4ZM19 111V110H18ZM30 111V110H29ZM81 111V110H80ZM85 111V110H84ZM83 111V112H84ZM87 111V110H86ZM85 111V112H86ZM89 111H91V110H89ZM106 111V110H105ZM104 111V112H105ZM108 111V110H107ZM112 111H111V116H112V118L114 117L113 116V113L115 114L116 112H118V111H116V112H113L112 113ZM120 111V110H119ZM141 111V110H140ZM0 112H2L3 113V110L2 111H0ZM15 112V111H14ZM20 112V111H19ZM19 112H17L16 111V113H19ZM36 112V111H35ZM77 112V111H76ZM82 112V111H81ZM109 112V111H108ZM123 112V113H124ZM165 112V111H164ZM7 113H10V112H8L7 111ZM7 113H5L4 112V115L5 114H7ZM11 113H12V111H11ZM10 113V114H11ZM16 113H14L15 114V116L17 115ZM20 113H23V112H20ZM19 113V114H20ZM28 113H30V112H28ZM33 113V112H32ZM46 113V112H45ZM54 113V112H53ZM79 113V112H78ZM119 113H122V111L121 112H119ZM161 113L162 112H160L159 111V115L161 116ZM166 113V112H165ZM1 114V113H0ZM13 114V113H12ZM18 114V116H20ZM50 114V113H49ZM80 114V113H79ZM83 114V113H82ZM88 114V113H87ZM105 114V113H104ZM106 114H108V115H110L109 113H107L106 112ZM126 114V113H125ZM156 115V116H154V117H156L157 118V116L158 117H160L159 115ZM3 115V114H2ZM8 115V114H7ZM6 115V116H7ZM22 115V114H21ZM24 115L25 114H23V117H24ZM41 115V114H40ZM47 115V114H46ZM53 115V114H52ZM62 115V114H61ZM74 115V114H73ZM76 115V114H75ZM103 115V114H102ZM116 115H117V113H116ZM115 115V116H116ZM28 116V115H27ZM63 116V115H62ZM61 116V120L64 122V120H63V117ZM83 116V115H82ZM86 116V115H85ZM107 116V115H106ZM126 116V117H127ZM144 116V117H143ZM169 116V117H168ZM0 117H2V116H0ZM4 117V116H3ZM7 117H9V116H7ZM22 117V116H21ZM20 117V118H21ZM22 117V118H23ZM32 117V116H31ZM71 117H73L74 118V116H71ZM84 117V116H83ZM90 117H91V115H90ZM110 117V116H109ZM162 117V116H161ZM160 117V118H161ZM12 118V117H11ZM13 118H15V117H13ZM46 118H47V116H46ZM78 118V117H77ZM86 118V117H85ZM88 118V117H87ZM156 118H154V119H156ZM162 118H164V117H162ZM161 118V119H162ZM3 119V118H2ZM9 119V118H8ZM7 119V120H8ZM24 119V118H23ZM45 119V118H44ZM102 119H104V117L102 118ZM110 119V118H109ZM136 119V120H135ZM138 119V120H137ZM148 119H149V121H148ZM152 119V118H151ZM165 119V118H164ZM1 120V119H0ZM5 120H6V118H5ZM6 120V121H7ZM11 120V119H10ZM10 120L9 121H7L8 123L10 122ZM13 120V119H12ZM12 120H11V123H13L12 122ZM60 120V121H61ZM73 120V119H72ZM74 120H77V119H74ZM87 120V119H86ZM88 120H90V118L88 119ZM107 120H108V118H107ZM111 120V119H110ZM110 120H108V121H106L105 123H107V122H109ZM112 120H114V119H112ZM158 120H160V119H158ZM157 120V121H158ZM3 122H4V120H2ZM1 121V122H2ZM79 121V120H78ZM81 121V120H80ZM95 121V120H94ZM124 121V120H123ZM156 121V122H157ZM163 121V120H162ZM161 121V122H162ZM3 122H2V124H0L1 126L3 125H5V124H3ZM67 122H68V120H67ZM71 122V121H70ZM86 122V121H85ZM125 122V121H124ZM154 122V121H153ZM160 122V123H161ZM163 122H165V120L163 121ZM7 123V124H8ZM72 123V122H71ZM75 123V122H74ZM76 123H78V122H76ZM80 123V122H79ZM89 123L90 122H88V125H89ZM103 123V122H102ZM134 123V124H133ZM150 123V122H149ZM155 123V122H154ZM16 124V123H15ZM15 124H11L12 126H13V129L15 128ZM65 124H67V123H65ZM138 124H140V125H142L141 123H138ZM165 124H166V122H165ZM10 125V126H11ZM15 125V126H14ZM59 125H61V124H59ZM69 125H71V124H69ZM80 125V124H79ZM137 127H135V126ZM158 125H159V122H158ZM157 125V126H158ZM160 125H162V127H163V124L161 123ZM0 126V127H1ZM55 126V125H54ZM63 125H61V127H62ZM72 126H74V125H72ZM83 126V125H82ZM111 126V127H110ZM165 126V125H164ZM6 127H7V125H6ZM65 127V126H64ZM140 127V126H139ZM152 127H154L153 125H152ZM151 127V128H152ZM158 127H160V126H158ZM161 127V128H162ZM3 128V127H2ZM12 128V127H11ZM17 128V127H16ZM15 128V129H16ZM19 128V127H18ZM56 128H58V127H56ZM106 128L104 127V130L105 131H107L108 132V130H106ZM6 129H10V128H6ZM14 129V130H15ZM61 129V128H60ZM63 129V128H62ZM77 129H80V128H77ZM155 129V128H154ZM158 129V128H157ZM99 130V129H98ZM103 130V129H102ZM146 131V133H145V131ZM156 130V129H155ZM155 130L153 131V132H155ZM100 131V130H99ZM140 131V130H139ZM152 131V130H151ZM150 131V132H151ZM156 131H159V130H156ZM9 132H11V129H10V131ZM16 132V131H15ZM81 132V131H80ZM95 132V131H94ZM149 132V133H150ZM162 132V131H161ZM168 132H167V134H168ZM13 133V132H12ZM140 133V132H139ZM152 133V132H151ZM171 133H169L170 135H171ZM81 134V133H80ZM105 134V133H104ZM104 134H103V138H104V140H106L107 141V139H109V138H107V136H109V135H107V134H105L106 135V138L107 139H105V137H104ZM154 134V133H153ZM160 134H162V133H160ZM159 134V135H160ZM166 134V133H165ZM95 135V134H94ZM139 135H142V134H139ZM147 135H148V133H147ZM147 135H146V137H147ZM151 135V134H150ZM149 135V136H150ZM17 136V135H16ZM143 136V137H144ZM149 136H148V140H149ZM152 136V135H151ZM154 136V135H153ZM156 136V135H155ZM82 137V136H81ZM99 137H100V139H98L99 141L101 140V142H102V144H104V145H108L107 144V142H106V144L105 143H103V140L101 139V137L102 136H100L99 135ZM158 137V136H157ZM165 137H166V135H165ZM21 138V137H20ZM23 138V137H22ZM67 138V137H66ZM113 138V139H114ZM141 138H142V136H141ZM10 139V138H9ZM15 139L16 138H14V141L13 140H11V141H13V142H15ZM139 139V138H138ZM153 139V138H152ZM17 140V139H16ZM18 140H19V138H18ZM16 141V142H21V141H23V142H21L22 144H24V145H27V143L26 142H24V140H19V141ZM25 140H27V139H25ZM62 140V139H61ZM109 140V141H110ZM142 140H143V138H142ZM155 140V139H154ZM158 140V139H157ZM171 140V139H170ZM1 141H2V139H1ZM4 141V140H3ZM70 140H68V142H69ZM141 141V140H140ZM145 141H146V139H145ZM6 142V141H5ZM4 142V143H5ZM8 142V141H7ZM15 142V143H16ZM19 142V143H20ZM33 142V141H32ZM71 142V141H70ZM82 142V141H81ZM111 142V141H110ZM109 142V143H110ZM119 142V143H118ZM133 142H135L136 143V141H133ZM138 142V141H137ZM168 142V143H169ZM179 143V146H178V149H177V147H176V144H178ZM2 143V145H3V147H1L2 145H0V158L2 159V158H4V155H2V154H6V152L8 151L7 149H5V150H3L4 149V147H6L7 148V146H8V143H6L5 145H4V143L3 142H1ZM29 143H31L30 141H29ZM146 143V142H145ZM149 143V142H148ZM152 143V142H151ZM161 143V142H160ZM22 144H20V146L22 145ZM81 144V143H80ZM134 144V143H133ZM138 144V143H137ZM140 144V143H139ZM139 144H138V146H139ZM9 145H12V144H9ZM14 145V144H13ZM15 145H18V143H16ZM32 145V144H31ZM67 145V144H66ZM70 145V144H69ZM68 145V147H70ZM84 145V144H83ZM141 145V144H140ZM153 145V144H152ZM160 145V144H159ZM34 147H35V145H33ZM81 146V145H80ZM110 146H111V143H110V145H108V147L109 148H107V151L110 149ZM138 146H136V147H138ZM142 146H143V144H142ZM149 146V145H148ZM172 146V145H171ZM13 148H14V146H12ZM19 147V146H18ZM24 147V146H23ZM22 147V148H23ZM27 147V148H26ZM28 147H29V145L28 146H25L24 148H23V151H22V149L19 151L20 153H21V151H22V155H24V156H27V151L25 152V150L26 149H28ZM37 147V146H36ZM96 147H97V149H98V146L96 145ZM101 147H102V145H101ZM164 147V146H163ZM3 148V149H2ZM21 148V147H20ZM66 148V147H65ZM104 148H106V147H104ZM103 148V149H104ZM135 148V147H134ZM140 148V147H139ZM144 147H142V149H143ZM147 148V147H146ZM154 148V147H153ZM9 150L11 149V148H8ZM15 149V148H14ZM13 149V150H14ZM19 149V148H18ZM18 149H17V151H18ZM25 149V150H24ZM30 149V148H29ZM31 149H32V146H31ZM31 149L30 150H28V151H30L31 152ZM35 150H36V148H34ZM161 149V148H160ZM2 150V151H1ZM35 150H32V157L31 158H29L30 159V161H31V159L33 160V157H34V152H35ZM100 150H102V149H100ZM134 150V149H133ZM138 150V149H137ZM148 150V149H147ZM147 150H145V151H147ZM153 150V149H152ZM166 150H165V152H164V154H163V157H164V155H165V153H166ZM4 151V153H2ZM12 151V150H11ZM36 151H38V150H36ZM105 151V150H104ZM136 151V150H135ZM134 151V152H135ZM13 152H15V150L13 151ZM24 152L26 153V154H24ZM68 152V151H67ZM94 152V151H93ZM109 153H110V151H108ZM107 152V153H108ZM141 152V151H140ZM139 152V153H140ZM149 152V151H148ZM168 152L166 153V154H168ZM34 153V154H33ZM146 153V152H145ZM155 153V152H154ZM16 154H17V152H16ZM19 154V153H18ZM72 154V153H71ZM138 154V153H137ZM143 154V153H142ZM148 154H150V152L148 153ZM3 157H2V156ZM12 155V154H11ZM19 155H21V154H19ZM35 155H37V156H39L38 154H37V152H36V154ZM140 155V154H139ZM146 155V154H145ZM151 155V154H150ZM159 155V154H158ZM17 156V155H16ZM85 156V155H84ZM103 156V155H102ZM104 156H106V155H104ZM103 156V157H104ZM107 156L108 157H110V154H107ZM106 156V157H107ZM156 156V155H155ZM160 156V155H159ZM158 156V157H159ZM167 156V155H166ZM170 156V155H169ZM7 157V158H6ZM10 157V156H9ZM19 157V156H18ZM21 157V156H20ZM28 157H29V155H28ZM36 157V156H35ZM114 157V158H113ZM162 157V156H161ZM168 157V156H167ZM7 160H6V159ZM5 158L3 159L4 160V163L6 162L7 163V165H6V163H5V165H6V167L7 166H10V165H8V161L10 160L9 158H8V153L6 154V156H5ZM13 158V157H12ZM17 157H15V158H13V159H16ZM144 158V157H143ZM150 158V157H149ZM152 158H154V156L152 157ZM160 158V157H159ZM21 159V158H20ZM28 159V158H27ZM35 159H37V158H35ZM93 159V158H92ZM103 159V158H102ZM101 159V160H102ZM138 159V158H137ZM140 159V158H139ZM148 159V158H147ZM157 159V158H156ZM155 159V160H156ZM165 159V158H164ZM3 160H1V162H0V164L1 163H3L2 161ZM17 160H18V158H17ZM24 160H26V158L24 159V157H23V159H22V161H24ZM69 160H70V158H69ZM133 160L134 161H138V160H136V158L134 159L133 158ZM143 160H145V159H143ZM12 161V160H11ZM21 161V162H22ZM27 161V160H26ZM96 161V160H95ZM103 161V160H102ZM146 161V160H145ZM163 161V160H162ZM165 161V160H164ZM15 162L16 161H14V165H16L15 164ZM25 162V161H24ZM32 162V161H31ZM31 162H29L30 164L28 165V161L27 162H25V164L24 165H28L29 167H27L26 168V172L25 171H22L23 169H24V167H23V169H22V167H19V168H21V169H18L17 168V171H19V173H20V170L23 172V173H21V176H20V178L22 177V179L20 180V183H21V181H25L26 180V176L28 175V173H29V175H28V177H29V179L30 180H28V178H27V182L28 183H23L22 182V184L21 185H23L24 186V189L26 188V187H28V191L27 190H24L23 188H21V189H23V191L22 192H20V195H22V194H24L25 193V191H27V194H28V196L30 197V198H32V201L31 200H29L30 198H28V196H26V193H25V195H24V198H25V196L27 197L25 200L27 201V202H25V200H24V203L23 202H21L24 198H18L19 196H17L16 197V199H18V200H15V198L13 197L12 199H14L13 201L12 200H8V198H7V195H6V193L4 192V190L3 189H1L2 188V186L0 187V189L2 190V193L4 194H0V219L1 218H3V219H7V217L8 216H6V214H5V212L6 211H8V210H6L5 212H4V214L2 213L5 209H6V207L8 208L9 206L8 205H13V202L15 201V203H17V201H20L18 204L19 205H21V206H19V208L21 207H25V205H27V203H28V207H31L32 205H33V207L34 208H32L31 207V210L29 209L28 211H29V214H31L32 215V217H30V215H29V218H30V220H31V218H32V221H31V223H26V225L28 226L29 224H30V226L29 227H27L26 225H25V222L26 221H28L29 220V218H28V216H27V214L25 215V213L26 212H28L27 210L25 211V209H21L20 210V212L22 213V215L25 217V219H23V217H22V219L24 220V221H22V222H24L23 224H24V227H26V233H27V235L28 236H30L31 237V240H32V244H30L31 242H30V240H29V242L30 243H28V244H30V245H32L33 246V248L31 249V248H28L29 246H27V248L31 251H29L30 252V255L29 256H31V258L33 259H30V257H29V259L32 261H29V259H28V261L26 262V261H24L23 259H25V257H23V256H21L20 254H19V251L17 250V249H13L12 247V245L10 246V248H12L13 250L11 251V250H7L8 248H6L5 246H7L6 245V243H4L3 242V244H4V248L3 249H1L0 248V253H1V250H3V252L2 253H4V249H5V251L7 250V252L8 251H11L12 253H4V254H2L1 255V257H0V264H36V253H37V249H38V244H39V242H37V241H39L38 239H39V232H40V230H39V228L37 227L38 225H37V223H38V219H39V216H38V214H39V206H38V208H37V205H39V203L41 202L42 203V201H40L39 202V200L41 199H39V193H38V188L40 189V187H38V185L37 184H39L38 182H37V180H38V176H37V174L39 175V176H41L40 174H41V172H42V170H41V172L39 171L40 169V166H39V163H36L35 162V160H34V163L32 162V164H31ZM72 162V161H71ZM97 162V161H96ZM140 162H142V161H140ZM144 162V161H143ZM149 162H150V160H149ZM23 163V162H22ZM27 163V164H26ZM99 163V162H98ZM139 164V162H136V164ZM147 163V162H146ZM145 162H144V164H145V166H148L147 164H146ZM154 163V162H153ZM152 162H151V165L153 164ZM12 164H13V161H12ZM11 164V168H13L14 167V165H12ZM18 164H19V162H18ZM21 164V163H20ZM20 164H19V166H20ZM37 164H38V166L39 167H37ZM72 164V163H71ZM138 164H137V166H138ZM2 166H3V164H1ZM5 165L3 166V167H5ZM33 165V166H32ZM68 165V164H67ZM135 165V164H134ZM140 165V164H139ZM23 166V165H22ZM31 166V167H30ZM77 166V165H76ZM1 167V166H0ZM3 167H1L2 169H3ZM18 167V166H17ZM44 167V166H43ZM68 167V166H67ZM73 167H74V165H73ZM89 167V166H88ZM106 167V166H105ZM104 167V168H105ZM109 166H107L106 167V169L107 170H111V171H113V176L112 177H114L113 179H112V181H111V184L109 183L108 184V186L110 185V187L112 188V189H114L113 187V184H115V185H119V186H121V183H117L118 182V180H117V169H116V167H115V169H111ZM127 167V170H129L130 169V167L128 168ZM149 167V166H148ZM0 168V169H1ZM38 168V169H37ZM90 168V167H89ZM96 168V167H95ZM108 168H110V169H108ZM118 168V167H117ZM7 169H9L8 167H7ZM14 169V168H13ZM13 169H12V171H13ZM16 169V168H15ZM88 169V168H87ZM119 169V168H118ZM143 169V168H142ZM147 169V168H146ZM45 170H47V169H45ZM100 170H102V168L100 169ZM123 170V169H122ZM145 170V169H144ZM150 170V169H149ZM2 171V170H1ZM5 171V170H4ZM6 171H8V170H6ZM9 171H11V170H9ZM15 171V170H14ZM44 171V170H43ZM107 172V173H110V172ZM119 171V170H118ZM124 171V170H123ZM130 171V170H129ZM163 171V172H162ZM24 172L25 173H27V174H24ZM106 172V171H105ZM126 172V171H125ZM44 173V172H43ZM99 173V172H98ZM100 173H102V171L100 172ZM8 174V176H7V178L9 177V172L8 173H6V175ZM16 174V173H15ZM23 174V175H22ZM49 174H51V173H49ZM77 174V173H76ZM128 174V173H127ZM133 175H136V174H134V173H132ZM131 173H129V175H130V177H131V175H132ZM13 175H14V173H13ZM13 175H11V177L13 176ZM65 175V174H64ZM81 175V174H80ZM117 175V176H116ZM124 175V174H123ZM128 175V176H129ZM133 175H132V177H133ZM18 176V175H17ZM44 176H45V173H44ZM47 176H48V174H47ZM94 176H96V175H94ZM110 176V175H109ZM3 177V176H2ZM38 177V178H37ZM43 177V176H42ZM46 177V176H45ZM49 177L50 176H48L47 178L49 179ZM55 177V176H54ZM91 177V176H90ZM97 177V176H96ZM104 177V176H103ZM111 177V178H112ZM135 177V176H134ZM144 177V176H143ZM18 178V177H17ZM19 178V179H20ZM23 178H25V180H23ZM89 178V177H88ZM101 178V177H100ZM110 178V179H111ZM122 177H120V179H121ZM124 178H126V177H124ZM129 178V177H128ZM138 178H140V177H138ZM138 178H136V179H138ZM2 179H4V178H2ZM40 179H41V177H40ZM47 179V180H48ZM103 179H105V178H103ZM109 179V180H110ZM119 179V180H120ZM131 180L133 179V178H130ZM142 179V178H141ZM8 180V179H7ZM7 180L5 181V182H7ZM50 180V179H49ZM52 180V179H51ZM87 180V179H86ZM123 180V179H122ZM44 181V180H43ZM71 181V180H70ZM96 181H97V179H96ZM128 181V180H127ZM127 181H126V183H127ZM139 181V180H138ZM141 181V180H140ZM2 182V181H1ZM51 182V181H50ZM129 182V181H128ZM82 183V182H81ZM136 183V182H135ZM72 184V183H71ZM122 184L125 186V183H123L122 182ZM84 185V184H83ZM128 185V184H127ZM134 185V184H133ZM19 186V185H18ZM22 186V187H23ZM26 186V187H25ZM85 186V185H84ZM87 186V185H86ZM85 186V187H86ZM95 186H96V184H95ZM107 186V187H108ZM136 186V185H135ZM137 186L139 187V185L137 184ZM136 186V187H137ZM81 187H82V185H81ZM138 187H137V189H138ZM4 188V187H3ZM18 188V187H17ZM19 188H20V186H19ZM52 187H50V189H51ZM78 188V187H77ZM76 188V190H75V188H74V190L75 191H77L78 189H80V188H78L77 189ZM84 188V187H83ZM89 188V187H88ZM94 188V187H93ZM115 188H117V186L115 187ZM120 188V187H119ZM127 188V187H126ZM134 188V187H133ZM132 188V189H133ZM20 189V190H21ZM108 189H110V188H108ZM121 189V188H120ZM124 189H125V187H124ZM123 189V190H124ZM135 189V188H134ZM12 190V189H11ZM84 190V189H83ZM91 190V189H90ZM103 190V189H102ZM116 190V189H115ZM122 190V191H123ZM18 191V190H17ZM71 191H72V189H71ZM80 191V190H79ZM85 191V190H84ZM104 191V190H103ZM111 191V190H110ZM113 191V190H112ZM112 191H111V194H113L112 193ZM117 191H118V189H117ZM132 191V190H131ZM130 191V192H131ZM136 191V192H137ZM11 192V191H10ZM9 192V193H10ZM24 192V193H23ZM29 192V193H28ZM30 192L32 193V194H30ZM39 192H41V191H39ZM78 192V191H77ZM108 192H109V190H108ZM121 192V191H120ZM119 192V193H120ZM135 192V193H136ZM8 193V192H7ZM13 193L15 194V191L13 190L12 191V193H10V195L12 194L13 195ZM70 193V192H69ZM82 193H83V191H82ZM115 193V192H114ZM118 193V192H117ZM127 193V192H126ZM38 196V198H36V197H34V196H36V195ZM51 194V193H50ZM74 194V193H73ZM80 194V193H79ZM84 194V193H83ZM110 194V195H111ZM123 194L124 193H122L121 195L122 196H120V197H124L123 196ZM16 195H18V194H16ZM32 195H33V197H32ZM43 195V194H42ZM45 195V194H44ZM108 195V194H107ZM107 195L105 196V198L107 197ZM115 195V194H114ZM133 195V194H132ZM15 196V195H14ZM52 196V195H51ZM77 196V195H76ZM103 196V195H102ZM101 196V197H102ZM104 196L102 197V199H101V202L103 203V201H105L106 199L104 198ZM118 196H119V194H118ZM130 196L131 195H129V197L128 196H126V197H128V198H130ZM22 197V196H21ZM63 197V196H62ZM70 197V196H69ZM112 197V196H111ZM111 197H109V199L108 200H110V198ZM120 197H117V202L120 200ZM126 197H125V199H126ZM133 196H131V198H132ZM10 198V197H9ZM44 198V197H43ZM46 198V197H45ZM108 198V197H107ZM113 198V199H112ZM111 199H112V201L114 200V197H112ZM118 198H119V200H118ZM20 199V200H19ZM39 199V200H38ZM124 199V200H125ZM134 199V198H133ZM151 199H154V201L155 200H158L157 202H159V204L156 206V213H154L155 212V209H154V206H153V204H155L154 203V201L153 200H151ZM8 200V201H7ZM29 200V201H28ZM100 200V199H99ZM124 200H122L121 199V201H124ZM132 200V199H131ZM3 201H7L8 203H3ZM11 203H10V202ZM31 201V202H30ZM43 201H44V199H43ZM115 201V200H114ZM114 201L113 202H110V203H114ZM33 202V204L32 205H30L31 203ZM39 202V203H38ZM99 202V201H98ZM149 202H153V204H152V206L153 207H151V209H150V206L147 208L146 207V203H148V205H149ZM156 202V203H157ZM21 203V204H20ZM26 203V204H25ZM40 203V204H41ZM101 203V204H102ZM122 203V202H121ZM120 203V204H121ZM7 204V205H6ZM17 204V205H18ZM23 204H25V205H23ZM44 204V203H43ZM83 204H85V203H83ZM100 204V205H101ZM107 204H108V202H107ZM120 204H118V205H120ZM49 205V204H48ZM51 205V204H50ZM106 205V204H105ZM109 205V204H108ZM112 205V204H111ZM122 205V204H121ZM156 205V204H155ZM26 206V207H27ZM45 206V205H44ZM47 206V205H46ZM90 206V205H89ZM96 206V205H95ZM114 206H115V204H114ZM25 207V208H26ZM93 207V206H92ZM100 207V206H99ZM113 207V206H112ZM91 208V207H90ZM95 208H97V207H95ZM108 208V207H107ZM119 208V207H118ZM153 208V209H152ZM8 209H10V208H8ZM12 209V211L14 210V208H11ZM11 209H10V212H11ZM28 209V208H27ZM36 209H37V211H36ZM82 209H84L83 207H82ZM99 209V208H98ZM117 209V208H116ZM52 210V209H51ZM94 210V209H93ZM104 210V209H103ZM25 211V212H24ZM30 211H32V212H30ZM92 211V210H91ZM133 211H134V217H135V214L137 213V217H136V219L138 220H136V219H134L135 220V223L137 222V223H139L140 222V224H141V226H142V228H140V225L139 226H136L135 228H137V230H138V233L137 234H135V233H133L132 231H129V229H127V232H126V228H125V225H126V223H129L128 221L133 217L132 216V214H133ZM43 212V211H42ZM49 212V211H48ZM82 212H83V210H82ZM93 212V211H92ZM136 212V213H135ZM8 213V212H7ZM38 213V214H37ZM78 213V212H77ZM10 214V213H9ZM17 214V213H16ZM18 214H20V213H18ZM79 214V213H78ZM77 214V215H78ZM101 214V213H100ZM3 215H4V217H6V218H4L3 217ZM41 215V214H40ZM43 215V214H42ZM76 215V216H77ZM86 215H88V214H86ZM114 215V216H115ZM14 216H16V215H14ZM27 216V217H26ZM48 216V215H47ZM46 216V217H47ZM80 216V215H79ZM90 216H91V214H90ZM90 216H89V218H90ZM132 216V217H131ZM43 217H44V215H43ZM49 217V216H48ZM111 217V216H110ZM9 218V217H8ZM19 218H21V216L19 217ZM27 218H28V220H27ZM49 218H51V216L49 217ZM94 218V217H93ZM22 219H20V220H22ZM41 219V218H40ZM43 219V218H42ZM78 219V218H77ZM96 219H97V217H96ZM102 219V218H101ZM105 219V218H104ZM133 219V218H132ZM16 220V219H15ZM19 220V219H18ZM26 220V221H25ZM44 220V219H43ZM118 220V221H117ZM1 222V224L4 222L5 223V225L6 224H8L9 225V223L12 221H10V219H7V221L9 222V223H7V221L6 220H4V221H2V219L0 220ZM86 221V220H85ZM100 221V220H99ZM49 222V221H48ZM54 222V221H53ZM52 222V223H53ZM97 222H98V220H97ZM113 222V221H112ZM111 222V223H112ZM3 223V224H4ZM43 223V222H42ZM51 223V224H52ZM137 223H136V225H137ZM11 224V226H13L12 224L13 223H10ZM15 224V223H14ZM133 223H132V221H130V224H128V226L130 225V227H131V225H132ZM4 225V226H5ZM8 225H6V226H8ZM20 225V224H19ZM47 225V224H46ZM53 225V224H52ZM85 225V224H84ZM99 225V224H98ZM2 226V225H1ZM0 226V227H1ZM4 226H3V228H4ZM10 226V225H9ZM10 226V227H11ZM23 226V225H22ZM41 226H43V225H41ZM93 226V225H92ZM112 226V225H111ZM127 226V225H126ZM133 226V228H134V225H132ZM10 227H9V229H10ZM74 227V226H73ZM96 227V226H95ZM6 228V227H5ZM12 228V227H11ZM22 228V229H23ZM29 228V229H28ZM108 228H111V227H108ZM134 228V229H135ZM15 230V228H14V226H13V228L11 229V231H13V234L12 233H10V231L8 232V230H7V232L8 233H6L5 232V235H6V237H7V239H8V241L10 240H12L13 238H15V237H13L14 235H17V234H15L16 233V230H15V232H14V230ZM20 229V228H19ZM73 229V228H72ZM125 229V230H124ZM144 229V228H143ZM142 229V230H143ZM0 230H1V228H0ZM39 230V231H38ZM97 230V229H96ZM141 230V231H142ZM2 231V230H1ZM3 231H5L4 229H3ZM20 231H21V229H20ZM80 231V230H79ZM90 231V230H89ZM92 231V230H91ZM90 231V232H91ZM95 231V230H94ZM109 231V230H108ZM111 231H113V230H111ZM134 231V230H133ZM23 232H24V230H23ZM131 232H132V236H131ZM136 232V231H135ZM3 233V232H2ZM12 234L13 236V238L11 237H8V236H11L10 234ZM88 233V232H87ZM9 234V235H8ZM23 234V233H22ZM49 234V233H48ZM80 234H81V232H80ZM90 234V233H89ZM111 234V233H110ZM109 234V235H110ZM140 234H143V232L141 233L140 232ZM140 234H138V235H140ZM47 235V234H46ZM50 235V234H49ZM52 235V234H51ZM95 235V234H94ZM144 235V234H143ZM2 236V235H1ZM4 236V235H3ZM25 236H26V234H25ZM73 236V235H72ZM91 236V235H90ZM111 236V235H110ZM22 237V236H21ZM41 237V236H40ZM108 237V236H107ZM134 238H133V240H135L136 238H135V236H133ZM138 238L139 237H141V236H137ZM44 238V237H43ZM91 238V237H90ZM4 239V238H3ZM3 239L1 238L0 240H2L3 241ZM17 239V238H16ZM23 239V238H22ZM27 240H28V237L26 238ZM41 240H42V238H41ZM52 240V239H51ZM89 240V239H88ZM92 240H94V239H92ZM96 240V239H95ZM1 241V242H2ZM4 241H6L5 239H4ZM10 241H9V243H10ZM14 241H16L15 239H14ZM19 241V240H18ZM25 241V240H24ZM23 241V242H24ZM110 241V240H109ZM138 241H140V240H138ZM141 241H143V240H141ZM140 241V242H141ZM144 241H145V239H144ZM0 242V243H1ZM12 243H13V240L11 241ZM21 242V241H20ZM25 243V242H24ZM37 243V244H36ZM87 243V242H86ZM132 243H133V241H132ZM131 243V244H132ZM3 244L1 243L0 245H2L1 247H3ZM15 244V243H14ZM13 244V245H14ZM16 244H18L17 242H16ZM16 244L14 245L15 247H16ZM21 244V243H20ZM20 244H19V246L17 245V247L16 248H18V247H20ZM109 244V245H110ZM135 244V243H134ZM142 244V243H141ZM146 245H147V242L145 243ZM78 245V244H77ZM139 245V244H138ZM31 246V247H32ZM82 246V245H81ZM132 246V245H131ZM8 247V246H7ZM14 247V248H15ZM40 247H41V245H40ZM104 247V246H103ZM136 248H138L137 247V245L135 246ZM134 247V248H135ZM142 247V246H141ZM140 247V248H141ZM144 247V246H143ZM149 247V246H148ZM160 247V248H159ZM22 248V247H21ZM42 248H43V246H42ZM41 248V249H42ZM68 248V247H67ZM129 248H131V247H129ZM140 248H138V250L140 249ZM147 248V247H146ZM151 248V249H152ZM19 249V248H18ZM172 249H174V250H172ZM14 251V252H13ZM20 251H21V249H20ZM102 251V250H101ZM127 251H129V249L127 250ZM144 251V250H143ZM154 252H155V249L153 250ZM153 251H151L152 252V254L150 255V253L148 252V250H147V252L149 253V256H152V258H153V254H154V252ZM167 251V252H166ZM39 252H41V254H42V251H39ZM83 252V251H82ZM85 252V251H84ZM131 252H133L132 250H131ZM139 252V251H138ZM88 253V252H87ZM134 253H135V250H134ZM144 253V252H143ZM157 253H155V255L157 254ZM38 254V253H37ZM86 254V253H85ZM138 254V253H137ZM140 254L141 253H139V256H140ZM162 254V255H163ZM40 255V254H39ZM103 255V254H102ZM129 255V254H128ZM145 255V254H144ZM163 255V256H164ZM50 256V255H49ZM78 256V255H77ZM89 256V255H88ZM145 256H147L148 257V255L146 254ZM21 257H23V258H21ZM129 257V256H128ZM131 257H132V254H131ZM134 257H136V256H134ZM138 257V256H137ZM136 257V258H137ZM28 258V257H27ZM81 258H83V257H81ZM86 258V257H85ZM98 258V257H97ZM130 258V257H129ZM135 258V259H136ZM151 257H150V260L152 259ZM154 258L155 259H157L155 256H154ZM89 259V258H88ZM123 259V260H122ZM125 259V260H126ZM138 259V258H137ZM136 259V260H137ZM142 259V258H141ZM144 259H146V258H144ZM144 259L142 260V262L144 261ZM155 259H153V260H155ZM163 259V260H162ZM27 260V259H26ZM86 260V259H85ZM122 260V261H121ZM139 260V259H138ZM150 260H148V261H150ZM48 261V260H47ZM51 261V260H50ZM96 261V260H95ZM129 261V260H128ZM147 261V260H146ZM202 261V263H200ZM64 262V261H63ZM81 262V261H80ZM86 262V261H85ZM90 262V261H89ZM92 262V261H91ZM98 262V261H97ZM100 262V261H99ZM145 262V261H144ZM143 262V263H144ZM155 262V261H154ZM84 263V262H83ZM87 263V262H86ZM126 263V262H125ZM135 263V262H134ZM147 263V262H146ZM150 263V262H149ZM61 264V263H60ZM81 264H82V262H81ZM88 264H90V263H88ZM93 264V263H92ZM130 264V263H129ZM132 264H133V262H132ZM145 264V263H144ZM151 264H152V260H151ZM163 264V263H162Z\"/></svg>",
  "mask_w": 264,
  "mask_h": 264
},
{
  "label": "rangeland",
  "instance_id": "rangeland-1",
  "mask_svg": "<svg viewBox=\"0 0 264 264\" xmlns=\"http://www.w3.org/2000/svg\"><path fill=\"white\" fill-rule=\"evenodd\" d=\"M31 1V3L30 4H32L33 5V3H32V0H29V2ZM39 1V2H38ZM40 1L42 2V3H44L42 0H36V4L34 3V5H37V7L35 6V8L33 9V6L32 7H30L31 9V11L28 9V11H30V12H36L37 10H39L40 8H38V5L40 4V6L39 7H42L43 8V6L41 5L42 3H40ZM46 1V0H45ZM54 2H56V4L59 6V2L58 1H56V0H53ZM61 1V0H60ZM68 1V0H67ZM71 2H73V0H70ZM80 1H82L83 2V0H80ZM85 2H86V4H83L82 2H80L79 3V6H80V4L82 3L83 4V8H85L84 9V11H85V13L83 12V10L81 11L80 10V8L81 7H77V5H76V3H78L79 2V0H76V1H74L73 3H71L70 4V2L69 3H67L68 5H66V3L64 4L63 2H65V0L63 1L62 0V3L64 4V5H66V7L67 6H69V5H71L70 7H68L67 9H68V11L66 10V9H64V6H62V5H60V7H63L62 9H64V10H66L67 11V13L69 14V13H71L70 11L71 10H69V8H74L75 10L76 9H79L80 10V12H79V14L86 20V17H87V21L89 22V20H90V22H91V24H90V22H89V24L86 22V23H84L82 20V17L80 16V15H77L78 14V12L77 11H79V10H76V12H77V14L75 13V14H73V12H72V14H63V13H65L64 12V10H62L61 9V12H63L61 15L59 14H57L56 12L58 11H60V7H58L57 5H53V7H55V6H57V7H55L56 9L54 10L55 11V13L58 15V17H56V19H55V16H53V15H56L55 13L53 14V12H52V14H51V12L50 11H47L46 10V8H44L45 9V11L47 12V14H48V12H49V14L47 15L46 14V12H42V8L39 10L40 12H41V14H44V15H42L43 16V18L42 19H44V17L45 18H51V20L50 19H45L48 23L46 24V23H44V21L45 20H40V22H39V17L38 16H40V15H38L37 17H35L36 16V14H29L28 13V11L26 12V13H24L25 11H26V7H24V6H30L29 4L27 5V3H28V1H27V3L26 2H24V3H26V4H24V6H23V8H22V6H21V8L19 9V10H23V12H22V10L20 11V12H22V14L24 13V15H26L27 16V18L29 17V18H31V17H33V15H35L34 17H33V19H30L32 22H30V23H32V25H28V23H29V18L28 19H25V17H24V15L23 16H21L22 17V22H23V24H24V22L26 23V24H24L25 25V27L28 25V26H33V24L34 25H36L35 23H37V22H39V23H41L42 22V24H37V26H34L36 29L39 27V32L40 33H38V31H37V33H34V32H32V30L30 31V29L28 28V26L26 27V29H25V31H28L29 33H26L25 31L23 32L24 33V35L22 34V33H20V35L22 36H24V38L26 39V37H27V39H29L30 40V42H29V48H34V49H32V50H34L33 52H36L35 51V49L40 53H38V57H37V52L34 54V53H32L31 52V55H29V58H31V60L28 58V56H26L25 55V57H24V59L26 58L29 62L30 61H32L33 62V64H35V65H39L38 67H39V71H37L38 73H36V72H34V73H36L37 75H34L32 72L30 73L29 71H27V72H25V75L26 74H28L27 76H28V79H27V76H26V79L27 80H30L31 78H29L30 77V75H31V77H32V80H30V82H28L27 80L24 82V80H25V78H22V82L23 83H21V84H19L20 82H19V80H17V81H15V83L16 82H18V83H16L18 86L19 85H21L20 87H22V90H21V88H18L17 87V85L16 86H14V84L15 83H13V82H11L13 79H11L12 77H14V76H12L13 75V73L12 72H10L11 71V69H6V70H8V71H6V72H4L5 73V76L6 75H8V74H6V73H9V75H8V78H10V83L9 84H11V86L10 85H4L3 87V89H6V91L5 90H3L2 89V87H0L1 89H0V92H2V93H0V97H4V96H1V94H3V95H5V97H4V101H5V103H2L1 104V106H0V109H1V107H2V109L0 110V111H2L3 110V113L2 112H0L1 114H0V116H2V117H0V124H2V120H4V122H3V124H5L4 126L2 125H0L1 127H0V145H2V143L1 142H5L4 143V145L6 144V143H8V146H7V148L6 147H4V149L3 150H5V149H7L8 151L6 152V154L8 153V158L10 159L8 162V165H10V166H7L9 169H7V167H6V165H7V161L5 162L6 163V165H5V163H4V158H5V156H6V154H2V155H4V158H0V162H1V160H3L2 162L3 163H1V164H3V166L5 165V167H3L1 164H0V166L1 167H3V169L1 168L0 169V185L2 186V188L1 189H3L4 190V192L6 193V195H7V198H8V200H14V199H12L13 197L15 198V200H18V199H16V197L17 196H19L20 195V192H22L23 191V189H24V184L23 185H21L22 184V182L23 181H21V183H20V180L22 179V177L20 178V176H21V173H23L22 171H25L26 172V168L27 167H29L28 165L30 164L29 162H33L34 163V160H35V162L36 163H39V166H40V172H41V170H42V172H41V176H39L38 174H37V176L39 177H37L38 178V180H37V182L39 183V184H37L38 185V187H40V189L38 188V195H39V202L40 201H42V203L40 204L39 202V205H37V208H38V206L40 207L39 208V214H38V216H39V219H38V223H37V227L39 228V230H40V234H39V241H37V242H39V244H38V249H37V253H36V264H81V262H82V264H88V263H90V264H102L101 262H103L104 261V259H105V257H106V255H107V253L108 252H106V251H108V249H109V246H111V239L110 238H112V235H113V232H114V229L113 228H115L114 227V221H116V219L115 220H113V217L114 218H116V216L119 214V211H118V209H120L121 208V206L122 207H124V206H127L126 204H127V201L129 202L128 203V205L132 202V201H134L136 198H138V196H139V193H140V187L143 185L141 182H145V176H147V174H150V171H151V168H152V166L155 164V162L157 161H161V162H158V163H162L163 164V166L164 165H167V160H168V158L169 157H171L175 152L174 151H172L173 153H172V155L170 154L171 153V150L173 149H176V148H174V146H175V144H172V143H174V141L173 142H169V141H172V138L174 137H172V133L169 131H166V130H169L168 128H167V122L168 121H166L167 119L169 120V118H166L165 116H163L164 114H166V115H168L167 114V109L168 108H166V110H164V108H165V106H167L168 105V100H166L167 101V104H166V101L165 100H163L164 102L162 103L163 104V106H164V108L162 109V110H160L161 108H162V104L160 103V109L157 111L156 109H154V108H151L152 110H148L147 111V109H146V107H147V102H143V99L145 98L144 96L146 95V97H148V94L150 93V91H151V87H150V91H149V87H147V86H145V88L147 89V92H146V90H144V86L142 87V85H144V84H138L139 82H142L143 80H141L140 79V75H142V73H143V75L142 76H144L143 77V79L144 78H146V76L148 75L147 73L145 74L144 73V66L142 65V64H144L143 62H142V64H140L141 62V60L142 61H146L147 60V54L145 55L143 52L144 51H142L141 52V50H142V44L143 43H150L149 41H151L150 39H151V37L149 38V36H152V35H154V33H153V31L151 32V33H153L152 35H149L150 33H147L146 32V30L149 32V30L151 31V30H153L152 28H149L148 26V28L146 27V26H143V27H141V30H140V34H138V36L139 35H143L144 33H147V35H148V37H146V35H145V39H143V37H141V36H139V38L141 37V39H138L137 41H139V40H143V41H139V42H137L139 45H140V49H139V51H138V53H137V57L139 56V57H141V59L139 58V61H138V58L136 57V55L134 56V58H135V60L132 62V63H136L137 62V64L136 65H134L133 67L135 68V70L137 69V71L140 69V71H136V73H138V75H139V78H137L136 77V75L134 74V72H135V70L134 69H131V67H132V63H131V67H128V69H130L131 71H129V70H127L126 71V68H125V72H127V73H125L124 72V74H129V75H133V76H130L129 77V75L127 76V75H125V76H127V77H125L124 76V74H123V76H121L122 75V73H123V71L122 72H120V75L118 74L119 73V68L120 67H118V66H121L122 64H120L119 62H117V60L118 61H120V59L121 60H123V57H122V52L121 51H123L124 52V49L126 48V47H124L127 43V47H128V45L130 44V42L131 41H127L126 42V40H128V39H123V38H121L120 36L122 35H124L125 34V32H126V30H127V32L129 31H131V29L130 28H132V26H130L131 25V23H129L128 21H125V20H130L131 18H127L126 19V17H129V16H127V15H130V16H132L131 15V12L132 13H134L135 11H131V12H129L133 7L132 6H130V5H134L133 3L131 4V2H133V0H129V1H126V0H124V2H123V4L124 3H126L125 4V6L126 7H129L128 8V12L130 13V14H128V12L127 13H125V14H127L126 16L124 15V14H122V12L124 13V11L123 10H127L126 8L124 9V5L122 4H120V3H122V1L123 0H116V1H114V0H111L112 2H110V0H108L107 1V3L109 2L110 3V5L108 4V7L109 6H111V4L113 3V6H114V12H113V14H114V17L112 16L113 14H111L112 13V11H111V13H110V15H107V14H109L108 12L110 11V10H108V9H111V8H108V7H103V5L102 4H99L100 5V7L102 6V8L103 9H105V8H108L107 10H105V11H102V9L100 10V9H95L96 7H94V10H91L93 7L90 5V7H88L89 6V3H91L92 1H86V0H84ZM114 1V2H113ZM118 1H120V3L118 2ZM238 1V0H237ZM246 1V2H245ZM254 1V0H253ZM252 0H251V5L249 4L248 6L245 4V3H249L250 2V0H249V2H248V0H244L243 2H242V0H239L238 2H241V4H238L239 6L237 7V8H240V9H233L232 10V12L231 13H228L227 14V16H225V18H227V21L226 20H224L223 21V23L220 21V19L218 20L217 18H216V22H217V26H216V28L218 27V25L221 27L223 24H225L226 25V28H225V26H222V27H224L225 29H226V31L225 30H223L224 28H222L221 27V29H220V27H219V30L221 31V33H223V32H225V36L223 35V39L225 38V40L224 41H226L225 43L226 44H230L229 42L232 40L233 42L234 41H236V43L237 42H240V44L242 43V42H246V41H242V40H245V38H247L246 37V33H245V31L246 32H248V30L247 29H241L242 31H240V29L239 28H248L249 26L248 25H252V24H254L253 22L251 23V17H254L257 13H255L256 12V8L258 7V6H260V7H258V9H260L259 11H261L262 9V5H263V3L261 2V1H258L259 3H260V5H259V3L257 2L256 3V1H254L253 2ZM34 2V1H33ZM49 2V0H47V3ZM51 2V1H50ZM49 2V3H50ZM52 3V4H55V3ZM84 2V3H85ZM95 2V0L93 1V3ZM129 2V3H128ZM46 2H45V4H47ZM48 3V4H49ZM47 4V5H45V4H43L44 5V7H46V6H50V5H52V4ZM252 3H253V8L255 9V12H254V9L252 8ZM92 4V3H91ZM116 4V5H115ZM243 4V5H242ZM245 4V5H244ZM84 5H85V7H84ZM93 6H97L98 4H96L95 3V5L94 4H92ZM99 5H98V8H99ZM256 5V6H255ZM104 6H106V5H104ZM119 6V7H118ZM121 6V7H120ZM122 6H124L123 8H122ZM244 6H246V7H244ZM47 7V8H48ZM51 7V6H50ZM53 7H52V9H53ZM88 7V8H87ZM247 7L249 8V7H251V8H249V11H248V9H247ZM36 8H38L37 10H36ZM71 8V9H72ZM82 8V9H83ZM86 8H87V10H86ZM90 8V9H89ZM244 8V9H243ZM44 9H43V11H44ZM52 9H48V10H52ZM59 9V10H58ZM74 9L72 10V11H74ZM122 9V10H121ZM134 9V8H133ZM132 9V10H133ZM247 11H246V10ZM253 9V10H252ZM32 10H34V11H32ZM57 10V11H56ZM88 10H90V11H88ZM135 10V9H134ZM238 10V11H237ZM39 11H37L36 13H40ZM53 11V10H52ZM86 11H88V13H90V14H88ZM106 11H108V12H106ZM122 11V12H121ZM233 11H234V13H233ZM243 11H246V12H244V14H243ZM253 13V15H252V13ZM258 10H257V12H259ZM34 12V13H35ZM84 13V15H83V13ZM99 12H100V14L102 15H100L99 14ZM235 12H237V13H235ZM239 12V13H238ZM27 13H28V15H27ZM249 13V14H248ZM19 14V13H18ZM22 14H20V15H22ZM45 14H46V16H45ZM88 14V15H87ZM91 14H93V15H91ZM100 15V17H98V16H96V15ZM103 14H106L105 16H103ZM229 14H230V17H229ZM239 16L240 14L242 15L243 14V16H237V15ZM250 14H251V16H250ZM10 15V14H9ZM32 15V16H31ZM52 15V16H51ZM56 15V16H57ZM66 15H68V17L70 18V17H72L71 15H73V19H75V15H76V19H77V16H79L78 17V19H77V21H76V19H75V21H76V23H75V21H72V20H68V17L66 18L65 16ZM89 15H91V17H94L95 19H97V17H98V19L97 20H99V19H104V17H106L107 16V18L105 19L106 20V22L107 23H109V24H107L104 20H101V21H103V22H105V23H101L100 21H97L98 23H100L99 25H98V23H97V25L94 23V22H96L95 21V19L94 18H88V17H90ZM47 16H49V17H47ZM59 16H63V18L62 17H59ZM96 16V17H95ZM108 16L110 17L109 19H108ZM237 16V17H236ZM250 17V19H248L249 17ZM24 17V18H23ZM64 17L68 20V21H70V22H67L66 21V23H67V25H64V26H69L70 27V25H72V22H74L75 24H73L72 26H71V28H72V31L70 30V34L69 33H67L68 31H64L63 32V34H62V28H65L64 26H62L61 27V25H58L57 26V18H59V21H60V19L62 20V21H64L63 19H64ZM124 17H125V20H124ZM233 17H235L236 19L234 20V18ZM245 17V18H244ZM247 17V18H246ZM34 18H36L37 19V22H35L36 21V19H34ZM52 18H54V19H52ZM123 18V19H122ZM25 19V20H24ZM65 19V20H66ZM71 19V18H70ZM80 19V20H79ZM89 19V20H88ZM93 19V20H92ZM112 21H111V20ZM230 19V20H229ZM240 19V20H239ZM242 19V20H241ZM28 20V21H27ZM49 20L50 21H52V23L50 24L51 26H53L52 24H54V26H55V23H57L56 24V26H57V28H56V26H55V30H59V29H61V31L59 30V31H56V32H54V36H55V38H53L52 36V34H53V32L51 31L54 27H51L50 25H49ZM55 20V21H54ZM81 21L82 23H84V27H86V28H89V29H86V28H80V23L81 22H79V21ZM94 21V22H92V21ZM109 20V21H108ZM124 22H123V21ZM232 20V21H231ZM235 22H234V21ZM243 20H244V22H243ZM248 20L250 21V22H248ZM34 21V22H33ZM45 21V22H46ZM62 21H60V22H62ZM219 21V22H218ZM253 21V20H252ZM28 22V23H27ZM59 22V24H61ZM78 22H79V24H78ZM112 22V23H111ZM220 22H221V24H220ZM237 22V23H236ZM241 23L240 25L241 26H239V23ZM46 24L47 26H50V28H52L51 30L48 28L47 30L49 31V32H52V33H50L49 35V37L47 36L48 34H46V31H44V33L46 34H43V38H41L40 36H38V35H42L41 34V32L42 31H40L41 29L40 28H42V29H44V28H46L45 26H44V24ZM81 23V26L83 25ZM96 25V26H104V28H100V30H99V28H98V32L99 33H96L97 31H96V29H97V27L96 26H92V25H94V24ZM111 23V24H110ZM123 23H124V27L122 26L123 25ZM127 23H129V25H128V28L125 26ZM219 23V24H218ZM234 23L237 25H235L234 26ZM246 23H248V24H246ZM70 24V25H69ZM76 24H78V25H76ZM86 24H88V25H86ZM122 24V25H121ZM39 25V26H38ZM41 25H43V27L41 26ZM86 25V26H85ZM92 26V27H94V28H96V29H93L92 27V30H91V28L89 27V26ZM109 25L111 26L110 28H114V29H112L111 30V32L109 33V31H110V28H109ZM230 25V26H229ZM242 25H243V27H242ZM246 25H247V27H246ZM74 26H75V28H74ZM78 26V27H77ZM116 26H118L117 28H116ZM121 27V29H120V27ZM60 27V28H59ZM77 27V28H76ZM125 27L127 28L125 31H123L124 29H125ZM233 29H232V28ZM28 28V29H27ZM59 28V29H58ZM73 28H74V31H75V29L76 30H78V28L81 30H84V29H86L85 30V33H87V32H89V36L88 37H90L89 39L91 40H89L88 39V37H87V34H84L83 32H82V30L80 31L81 33H82V35H83V37L82 36H80L79 35V33L80 32H78V31H75V32H78V34L77 33H75V32H73ZM106 28H108V29H106ZM145 28H146V30H145ZM228 28V29H227ZM68 29H70V28H68L67 27V30ZM136 29V28H135ZM145 31H144V30ZM218 29V28H217ZM231 29V30H230ZM46 30V29H45ZM63 30H66V28L65 29H63ZM89 30V31H88ZM94 30H95V32H94ZM103 30H107V31H105L104 32V34L102 33V31ZM109 30V31H108ZM137 30V29H136ZM223 30V31H222ZM87 31V32H86ZM119 31V32H118ZM122 31V32H121ZM144 31V32H143ZM228 31V32H227ZM232 31H234V32H232ZM240 31V32H239ZM32 32V33H31ZM91 32V33H90ZM101 32V33H100ZM114 32H116V33H114ZM136 32V31H135ZM143 32V33H142ZM228 34H227V33ZM230 32V33H229ZM236 32V33H235ZM241 32H244V33H241ZM48 33V32H47ZM60 33V35L58 36H56V34H59ZM73 33V34H72ZM92 33L94 34V36L96 37V34H97V37L95 38L96 40L95 41H99V40H97V38H99L100 39V43L102 42V44L101 45H103V46H101V48H100V50H98L97 52L95 51V49H98V48H96V46H97V44L95 43V42H93L92 40H94L93 38V36H92ZM96 33V34H95ZM114 33V34H113ZM123 33V34H122ZM139 33V32H138ZM232 33V34H231ZM241 33V34H240ZM26 34H30V35H35V34H37V38H36V35L34 36V38H36V40H37V43L35 42V41H32L31 42V37H33V36H31L30 37V35H26ZM67 34H69L70 36L68 37V35L66 36ZM74 34H77V38H78V36L79 37H81L80 39L78 38H75L76 36L74 35ZM90 34H91V36H90ZM99 34L101 35L102 34V38L99 36ZM113 36H111V35ZM119 34H120V36H119ZM129 33H127L126 35H127V37H126V35H124L123 37L125 38H129V40H131V39H133V38H130L131 36L133 37V35H134V30L132 29V32H130V34L131 35H128ZM133 34V35H132ZM227 34V35H226ZM231 34V35H230ZM45 35V36H44ZM64 36L65 38H67L68 39V41L70 40V43L71 44H69V42H67L66 44L68 45V47H69V49L71 48V50H72V52L70 53V54H68L69 53V51H68V47L66 46V45H60V43L62 42L63 43V41H60V43H59V41L58 42H56L58 39H56L57 37H60V40H61V37L62 36ZM74 35V36H73ZM86 35V37H84ZM118 35V36H117ZM244 35H245V37H244ZM104 36V37H103ZM111 36V37H110ZM228 36H230L229 37V39H227L228 38ZM44 37H48V39L50 40V41H48V40H46ZM51 37H52V39H51ZM72 39H71V38ZM116 37V38H115ZM117 37H120V38H117ZM238 39H237V38ZM41 38V39H40ZM65 38H63L62 37V39L64 40ZM76 40H75V39ZM83 38V39H82ZM110 38V39H109ZM111 38H112V40H111ZM114 38V39H113ZM138 38V37H137ZM147 38H149V41H148V39ZM235 38V39H234ZM40 41H44L45 40V42H49V44H48V42L47 43H45L44 42V44H46V45H42L43 43V41L42 42H40ZM54 39V40H53ZM56 39V40H55ZM82 39V40H81ZM87 39V40H86ZM115 39H117V40H115ZM122 39L123 40H125V41H122ZM237 39V40H236ZM242 39V40H241ZM33 40V39H32ZM35 40V39H34ZM66 40V39H65ZM65 40H64V43H65ZM72 40V41H71ZM76 42H75V41ZM77 40H78V42H77ZM81 40V41H80ZM83 40H85V41H83ZM102 40H104V41H102ZM114 40H115V42H114ZM118 40H121V41H119V44H118ZM166 40H167V38L165 39V41H161V44L163 45H161V44H159L160 45V49L163 51H165L164 53L163 52H161V54L163 53L164 55L162 56L161 54V58H162V64L160 63V58L158 57V60H155L156 61V64L151 60V59H149V62H150V60H151V62H152V66H155L154 68H152L153 70L154 69H158V68H160L161 66V69L160 70H162L160 73L161 74H159V69H158V73H157V70H155V71H153V72H155L154 74L156 75V77L154 76V74H152L151 72H149V74L151 73L152 74V76L151 75H149L150 76V78H151V81L153 80L152 79V77L154 78V80H153V82H155V83H153L152 85H150V86H156V84H157V88H158V90H157V92L159 91V89H160V91L162 90L161 88H162V85H163V92L161 93V94H164V96L165 95H169L170 93H171V90H172V93L173 92H175L174 94H177V96H179V94H178V92L177 91H179V93L180 92H182V91H180L179 89H178V86L177 85H175V84H178L177 82V79H175L176 81V83H174V79H173V81L170 79H168V76H169V78H171L170 76H171V73H169L171 70H170V67H168L169 66V63L167 64V62L168 61H170L175 55V53H174V51H173V46H171V44L169 43H167V42H169V41H167L166 42ZM228 40H229V42H228ZM239 40V41H238ZM57 43V45H58V43H59V45H60V47L58 48H56V50H55V47L57 46L56 45V43ZM197 41V42H196ZM231 41V42H232ZM51 42H52V45H50L51 44ZM54 42V43H53ZM75 42V43H74ZM86 42V43H85ZM87 42H88V44H87ZM91 42V43H90ZM108 42V43H107ZM112 42H114V44L111 43ZM121 42V43H120ZM142 42V43H141ZM228 42V43H227ZM232 42V44H236V43H233ZM35 43V44H34ZM41 43V44H40ZM61 43V44H62ZM73 43V44H72ZM92 43H94V46L93 45H90V44H92ZM107 45H106V44ZM110 43V44H109ZM125 43V44H124ZM136 43V44H137ZM194 43H196V44H198L199 46V48H201V46L200 45H202L203 44V40L201 39V37H195V42ZM34 44V45H33ZM37 44V45H36ZM77 46V48H78V50L75 48L76 46ZM78 44V45H77ZM95 44H96V46H95ZM99 44V43H98ZM118 44V45H117ZM121 44V45H120ZM123 44V45H122ZM138 44H137V46H138ZM232 44H230V45H232ZM39 45V46H38ZM40 45H42V47L44 46V48H42V47H40ZM50 45V46H49ZM54 45H56V46H54ZM113 45L114 46H116L117 48H115L119 53H116L117 54V59H114L113 57H116V54L114 53V55H112V51L113 50H115L114 49V47H113ZM145 45V46H144ZM46 46H48L47 48H50V47H52L51 49H48L49 51L51 50V52H56V51H58V53H57V55L56 56H54V53H53V55L52 54H49V51L47 50V48H45ZM71 46V47H70ZM90 47V49H88L89 47ZM100 45H98V47H99ZM118 46H119V48H118ZM121 46V47H120ZM143 46L145 47V49H147L146 47L148 46V44H143ZM166 46V47H165ZM197 45H195L194 44V46H193V48L194 47H196ZM232 46H234V45H232ZM62 47V48H61ZM64 47H66L67 49H65ZM74 47V48H73ZM95 47V48H94ZM103 47V48H102ZM112 47H113V49H112ZM161 47H164V48H161ZM53 48H54V51H53ZM73 48V49H72ZM87 48V49H86ZM109 50H108V49ZM112 49V51H111V49ZM121 48H122V50H121ZM169 48V49H168ZM202 48H203V45H202ZM45 49L47 50V51H45ZM64 51H63V50ZM80 49V50H79ZM85 49V50H84ZM107 49V50H106ZM144 49V50H145ZM159 49V50H160ZM171 49H172V51H171ZM31 50V49H30ZM42 50V51H41ZM62 50V51H61ZM86 50H88V52L86 51ZM115 50V51H116ZM168 50V51H167ZM171 52H170V51ZM74 51V52H73ZM81 51V52H80ZM84 51V52H83ZM95 51L96 53H98L97 55H96V53L93 52ZM105 51H111V52H107V54H109V55H107L106 54V52ZM116 51V52H117ZM166 51H167V53H166ZM47 52V53H46ZM50 52V53H51ZM80 52V53H79ZM99 52H101L100 54H104V55H100L99 54ZM68 54V56H66L67 54ZM77 53V54H76ZM111 53V54H110ZM143 53L145 56H146V59L144 58L145 56L142 54V56H141V54ZM21 54H24V53H21ZM64 54H66V55H64ZM138 54H140V55H138ZM36 55V57L38 58H34L33 56H35ZM60 55V56H59ZM61 55H64L66 58L67 57H69V56H71V58H75V59H71V58H69L72 62H68V59L66 60V58H65V60H63V62L61 61L62 60V58L64 59V56L63 57H61ZM89 55V56H88ZM110 55L111 56H113L112 57V59L110 58ZM121 55V57L122 58H119V56ZM20 57H23L22 55H19ZM72 56H74V57H72ZM87 56H88V58H87ZM102 56V57H101ZM106 58V59H108V58H110V60L108 59L107 61L105 60H103V59H105L104 57ZM124 56V55H123ZM56 59H55V58ZM80 57V58H79ZM82 57V58H81ZM108 57V58H107ZM143 57V58H142ZM192 57V56H191ZM34 58V59H33ZM54 58V59H53ZM58 58H60V59H58ZM87 58V59H86ZM92 58V59H91ZM96 59V60H94V59ZM101 58H103V59H101ZM119 58V59H118ZM166 58H170V60H168V59H166ZM0 59H1V57H0ZM3 59L4 58H2V62H3ZM53 61H52V60ZM83 59V60H82ZM126 59V58H125ZM124 59V60H125ZM145 59V60H144ZM39 60H40V62H39ZM58 60H60L62 63H61V65L65 68V69H68L71 65L72 66H74V67H72L71 66V68L73 69H71V68H69L71 71H69L70 72V76L67 78V80L69 81V79H72L73 78V76H74V74L73 73H75V80H76V83H74V80H71V83H74L75 85H78V86H74L73 84H71V86L70 87H66V88H64V89H67V88H69L70 89V93L68 92H66L65 93V91H63V94L65 93V95H64V97H61L62 98V101L64 102L65 100V98L67 99V100H69L70 99V107H68V105H69V103H68V101L66 100L65 101V103L67 102V104H64L63 102H61V100H60V96H62V95H58V94H60L59 92H61L60 90H63L62 88H59V86H61V84L60 85H58L57 86V83L58 82H55L56 80H57V78H55L54 79V77H56V76H54V75H56L55 73H59V71H60V76H59V74H57V76H59L60 77V79L59 80H57V81H60L59 83H61V79H62V73H61V68H62V66L60 65V61L58 62H56V61ZM69 60V61H70ZM88 60V61H87ZM97 60H98V63H97ZM101 60V61H100ZM112 60H114V62H116L117 64H115V63H113L112 62ZM127 60V59H126ZM165 60H168V61H165ZM1 61V60H0ZM41 61H46V63L48 64V62H49V64L48 65H46L45 64V62L43 63V62H41ZM48 61V62H47ZM66 61V62H65ZM75 61H77L76 63H75ZM79 61V62H78ZM85 61V62H84ZM110 61V62H109ZM157 61L159 62L158 63V66H156L157 65ZM4 62H6V60L4 61ZM55 62H56V64H55ZM74 62V63H73ZM106 62V63H105ZM165 62V64H163ZM6 63H8V65L11 63V62H6ZM37 63V64H36ZM64 63V64H63ZM66 63V64H65ZM68 63V64H67ZM72 63V64H71ZM78 63V64H77ZM103 63V65H101ZM106 65H105V64ZM108 63H110L109 64V66L110 65H112V63H113V65H117V67H114L113 65L112 66H107V64ZM122 63V62H121ZM153 63H154V65H153ZM24 64H27V63H25L24 62ZM76 64H77V66H76ZM84 64V65H83ZM118 64H120V65H118ZM55 66L56 67V70L53 72V74L51 75V74H49V76H47L48 77V79L47 78H44L43 76H42V72H41V70L43 69V71L45 70H47L46 69V67L47 66ZM68 65V66H67ZM70 65V66H69ZM91 65V66H90ZM92 65H93V67H92ZM137 65L138 66H140V67H143V68H140L139 67V69H138V67H137ZM142 65V66H141ZM165 66V69H164V66ZM7 65L5 64L4 65V67H6ZM28 66H30V63H29V65L27 64V67ZM46 66V67H45ZM81 66V67H80ZM85 66V67H84ZM106 66H107V68H108V70H107V68H106ZM167 66V67H166ZM9 67V66H8ZM26 67V66H25ZM26 67V68H27ZM77 67H79V68H77ZM102 67V68H101ZM113 68L114 67V69H115V71H117V72H115V74L113 73V71L112 72H110L111 70H114V69H110V68ZM122 67V66H121ZM10 68V67H9ZM85 68V69H84ZM90 68V69H89ZM97 68V69H96ZM101 70H100V69ZM167 68H168V70L169 71H166L167 70ZM60 69V70H59ZM78 69V70H77ZM105 69V70H104ZM151 69V68H150ZM151 69V70H152ZM76 70V71H75ZM80 70V71H79ZM121 70V69H120ZM165 70V71H164ZM58 71V72H57ZM73 71V72H72ZM75 71V72H74ZM89 71V72H88ZM110 73H108V72ZM132 71H134V72H132ZM143 71V72H142ZM48 72V71H47ZM72 72V73H71ZM78 72V73H77ZM107 72V73H106ZM133 74H132V73ZM167 72V73H166ZM10 73H12L11 74V77H10ZM30 73V74H29ZM111 73H112V75H111ZM170 75H169V74ZM71 74H72V76H71ZM76 74H77V76H76ZM89 74H90V76H89ZM107 74H109L108 76H107ZM119 75V78H118V75ZM165 74V75H164ZM15 75V74H14ZM25 75L23 74V77H25ZM37 76V77H39L40 76V78H38V80L35 82V80H33V76ZM39 75V76H38ZM111 75V76H110ZM115 75V76H114ZM117 75V76H116ZM157 75H158V77H157ZM159 75H161V76H159ZM167 75V76H166ZM52 76V77H51ZM108 78H107V77ZM162 76H165V81H164V79H163V77ZM7 77V76H6ZM58 77V78H59ZM92 77V78H91ZM111 77V78H110ZM115 77V78H114ZM120 77H122V78H120ZM124 77H125V80H124ZM160 77H162V78H160ZM89 78H90V80H89ZM100 78V79H99ZM104 78V79H103ZM112 79V80H110V79ZM128 80H127V79ZM131 78H133V80H134V86H133V80L132 81H129ZM137 78V79H136ZM15 79V78H14ZM17 79V78H16ZM40 79V80H39ZM47 79V80H46ZM50 79H53L52 81H50ZM74 79V78H73ZM119 79L121 80V81H125V82H128V84L130 85H132V87H134V89L133 90H136L137 89V91H138V89L139 88H141L142 90H140L138 93H143L142 95H141V98H136V99H132V100H134V102H133V104L135 105V108H137V109H139V107H141L139 110H137V111H139V112H142L143 110H145L146 109V112H151L150 114H148V118H149V116L153 113V115H151L150 116V121H149V119H148V121L150 122H148V125L149 124H151V125H149V127H148V130H149V128L152 130H149L147 133H148V135H147V133H146V131H145V133H146V135H147V137H146V135L144 136V132L142 131V129H144L143 128V124H142V122H140V120L142 119V117H141V115H143L142 113H139V116H140V119H139V121H137V122H135V124H137V126H138V133H137V135L134 137V139L135 140H132V146H133V149H132V154H134V153H136L135 155H138V156H132L134 159L136 158V160H138V161H134L133 160V158H132V163H131V165L129 166L130 167V171L129 170H127V167H122V165L120 164V166H114V164L116 165L117 163H115V161L114 160H111V158H112V154H111V149H112V147H113V141L112 140H114V142L116 143L117 141H119L118 139H117V141H115V138L113 139V138H111L112 136H111V134H113V133H111V134H109V131L111 132V128L110 129H108V128H106V126H104V125H108L110 122V125L111 124H113L114 122H115V120L117 119V118H121L122 116H124L125 115V118L127 119V122L129 123V116H127L128 114H127V112H130L129 111V109H131V108H129V106L130 105H126V104H124V106L126 105L127 106V108H126V106L125 107H123V105L121 104V107H123L124 108V110H123V108H122V110H121V108L119 107L120 106V103H122V97L120 98L119 97V95H117V97H115L114 96V99L112 100V99H110L111 97L113 98V96H110L109 97V99H108V96L111 94L112 95V92H113V95H116L115 94V91L118 89V87L120 86V81H119ZM136 79V80H135ZM156 79H159V80H156ZM83 80H84V82H83ZM98 80H100V81H98ZM118 82H117V81ZM137 80H139V81H137ZM163 80V81H162ZM33 81V82H32ZM42 82V81H45L46 83H45V85H48L47 83H51L52 85H54V86H52L51 84H49L47 87H46V89H45V87L43 88V86L42 85H44L43 84V82H42V84H40L39 83V87H40V85H41V91H42V94L41 93H39V92H41V91H39L40 90V88L38 87H36V85L38 84L37 82ZM79 81V82H78ZM110 81H112L111 82V84H110ZM137 83H136V82ZM161 81V82H160ZM167 81V82H166ZM173 82V84H172V82ZM27 82H28V84L29 83H35L36 85L34 86L32 83H31V85L29 84V85H27ZM62 82H63V80H62ZM107 82V83H106ZM129 82H132V83H129ZM144 82L145 83H147V80L145 79L144 80ZM144 82H142V83H144ZM166 82V83H165ZM170 82V83H169ZM56 83V84H55ZM58 83V84H59ZM87 83V84H86ZM115 85H114V84ZM136 83V84H135ZM151 83V82H150ZM162 83V84H161ZM168 83V84H167ZM22 84H23V86H22ZM25 84H26V86H25ZM83 84V85H82ZM160 84V85H159ZM111 85V86H110ZM135 85H141L140 87H137V86H135ZM146 85V84H145ZM166 85V86H165ZM172 85V86H171ZM5 86H6V88H5ZM8 86L10 87L9 89H10V91L11 92H9L8 93V91L7 90H9L8 89ZM29 86V87H28ZM32 86V87H31ZM55 86H57V87H55ZM66 86H68L67 84H66ZM73 86V87H72ZM84 86V88H82ZM110 88H109V87ZM117 88H115V87ZM118 86V87H117ZM152 87L153 89L152 90H155V89H157L156 87ZM14 87V88H13ZM15 87H17V88H15ZM34 87V88H33ZM50 87H52V88H50ZM77 87V88H76ZM111 87H112V89L114 88V89H116L115 91H114V89L112 90L111 89ZM136 87V88H135ZM172 87V88H171ZM173 87H176V88H173ZM11 88H13V89H11ZM24 88V89H23ZM28 90H27V89ZM33 88V89H32ZM36 88H37V91H36ZM43 88V89H42ZM57 88V89H56ZM58 88H59V90H58ZM73 88V89H72ZM80 88V89H79ZM96 88V89H95ZM108 88V89H107ZM155 88V89H154ZM171 88V89H170ZM14 89H16V90H14ZM17 89H19V90H17ZM39 89V90H38ZM79 89V90H78ZM82 89V90H81ZM88 89V90H87ZM91 89V90H90ZM95 89V90H94ZM170 89V90H169ZM32 90V91H31ZM58 90V91H57ZM110 90V91H109ZM112 90V91H111ZM120 90V91H119ZM143 90H144V92H143ZM167 90V91H166ZM14 91V92H13ZM16 91V92H15ZM84 92V91H86V92H84V93H82V94H84V96H83V99H85V100H83L82 98H81V100H80V97H82L81 95H80V97H79V93H77V92ZM137 91H134V92H136L137 93ZM142 91V92H141ZM9 95L10 94V96H12L14 93H15V95H13V97H7L6 96V93ZM19 93V94H16V93ZM21 92V93H20ZM29 92V93H28ZM76 94H75V93ZM117 92V91H116ZM119 92L121 93V88L119 87V89H118V92H117V94H119ZM11 93H13L12 95H11ZM23 93H24V95H23ZM33 93H35V94H33ZM38 93V94H37ZM48 93V94H47ZM57 93V94H56ZM72 93H74L73 95H72ZM137 93V95H136V97H140V95ZM159 93V92H158ZM160 93H159V96H160ZM166 93H168V94H166ZM30 94V95H29ZM62 94V93H61ZM69 96L70 94L73 96H70V98L68 99V96ZM108 94V95H107ZM17 95H19L18 97H19V99H18V97H17ZM38 96L36 99H35V96ZM41 95H42V97H41ZM88 95V96H87ZM107 95V96H106ZM144 95V96H143ZM172 95V94H171ZM76 96V97H75ZM104 96V97H103ZM156 96H158V94L156 95ZM155 96V97H156ZM163 96V95H162ZM175 97V95H172V98H174ZM176 96V97H177ZM27 97V98H26ZM85 97V98H84ZM108 99V101L110 102V100H111V103L112 104H110V103H108V102H105V101H107L106 100V98ZM169 98H170V96H168ZM7 98L9 99V100H7ZM38 98L40 99V102L38 101ZM49 98V99H48ZM73 98V99H72ZM103 98V99H102ZM105 98V99H104ZM115 98H116V100H115ZM118 98V99H117ZM22 99V100H21ZM33 99V100H32ZM56 99H58V100H56ZM79 99V100H78ZM95 99V100H94ZM121 99V100H120ZM140 99V100H139ZM13 100V101H12ZM26 100H27V103H26ZM42 100V101H41ZM46 101V102H44V101ZM73 102H72V101ZM116 101V103H117V105H116V103H113L112 101ZM117 100H118V102H117ZM140 102H139V101ZM11 101V102H10ZM35 101V102H34ZM55 101V102H54ZM60 101V103H58V102ZM79 102V103H77V102ZM86 101V102H85ZM119 101H121L120 103H119ZM127 101V100H126ZM44 102V103H43ZM49 102V103H48ZM71 102H72V104H71ZM76 102V103H75ZM81 102V103H80ZM87 102H89V106H88V104H87ZM102 102H105L104 104H106V103H108V104H110V105H104L105 107H103V103ZM125 102V101H124ZM137 102V103H136ZM142 102V103H141ZM9 103V104H8ZM14 103V104H13ZM42 103V104H41ZM46 103V104H45ZM62 103V106L60 105ZM75 103V104H74ZM126 103V102H125ZM138 103H141V104H139L138 105ZM144 103H145V105L146 106H143L144 105ZM7 104V105H6ZM19 104V105H18ZM31 104V105H30ZM77 104H79V105H77ZM81 104V105H80ZM113 104H114V106L116 105V111H118V112H116V111H112L111 109H113L112 107H113ZM137 104V105H136ZM164 104H166V105H164ZM4 105V106H3ZM28 105H30V106H28ZM62 107H60V106ZM65 105H67L66 106V108L69 110V111H72L70 114L69 113H67L68 112V110H66L65 109ZM75 105H76V107H75ZM84 105H86V107L84 106ZM95 105V106H94ZM112 105V107H111V109L109 108L108 109V106H111ZM142 105V106H141ZM7 106V107H6ZM53 106V107H52ZM78 106H80V108L78 107ZM91 106V107H90ZM136 106H138V107H136ZM8 107H9V109H8ZM60 107V108H59ZM73 107H75V108H73ZM82 107H85V108H82ZM145 109H144V108ZM11 108V109H10ZM87 108V109H86ZM105 108V112L103 111V109ZM115 108V107H114ZM143 108V109H142ZM4 109L6 110V111H4ZM8 109V110H7ZM45 109V110H44ZM50 109V110H49ZM62 109H64V110H66V114H69L68 116H70V117H68V122H67V120H66V122H65V117H67V116H64L65 114H63V111H61L60 112V110H62ZM72 109V110H71ZM75 109V110H74ZM77 109H79V110H77ZM83 109V110H82ZM91 110V111H89V110ZM126 109H127V112H124V111H126ZM20 112H23V113H20ZM30 110V111H29ZM82 112H81V111ZM86 112H85V111ZM109 112H108V111ZM112 111V113L113 112H116L117 113V115H116V113L114 114L113 113V118H112V116H111V111ZM120 110V111H119ZM141 110V111H140ZM155 110L157 111L156 112V115L159 113V111L160 112H162L161 113V116L162 117H164V118H162L159 114V116L162 118H160V117H158L157 116V118L156 117H154V116H156L155 114H154V112H155ZM7 111L8 112H10L11 113V111H12V113L10 114V113H7ZM15 111V112H14ZM16 111L17 112H19V113H16ZM36 111V112H35ZM77 111V112H76ZM84 111V112H83ZM122 111V113H119V112H121ZM166 113H165V112ZM4 112L5 113H7V114H5L4 115ZM28 112H30V113H28ZM33 112V113H32ZM46 112V113H45ZM54 112V113H53ZM80 114H79V113ZM106 112L107 113H109L110 115H108V114H106ZM124 112V113H123ZM144 113H145V111H143ZM14 113H16L17 115L15 116V114ZM50 113V114H49ZM83 113V114H82ZM88 113V114H87ZM105 113V114H104ZM126 113V114H125ZM164 113V114H163ZM3 114V115H2ZM18 114L20 115V116H18ZM22 114V115H21ZM23 114H25L24 115V117H23ZM41 114V115H40ZM47 114V115H46ZM53 114V115H52ZM64 116H62V115ZM74 114V115H73ZM76 114V115H75ZM103 114V115H102ZM120 114H124V115H122L121 117L119 116L118 117V115H120ZM163 114V115H162ZM9 116V117H7V116ZM28 115V116H27ZM84 117H83V116ZM86 115V116H85ZM90 115H91V117H90ZM107 115V116H106ZM116 115V116H115ZM4 116V117H3ZM24 118H22V117ZM32 116V117H31ZM46 116H47V118H46ZM61 116L63 117V120H64V122L61 120ZM71 116H74V118L73 117H71ZM110 116V117H109ZM127 116V117H126ZM12 117V118H11ZM13 117H15V118H13ZM21 117V118H20ZM78 117V118H77ZM86 117V118H85ZM88 117V118H87ZM104 117V119H102ZM115 117H117V118H115ZM144 117V116H143ZM169 117V116H168ZM3 118V119H2ZM5 118H6V120L7 121H9L10 119L12 120V122L13 123H11V120H10V122L8 123L6 120H5ZM45 118V119H44ZM90 118V120H88ZM107 118H108V120H110L109 122H107V123H105L106 121H108L107 120ZM110 118V119H109ZM125 118L123 119V117L120 119V121H118V119L116 120L117 121V123H119L120 122V126H121V120H122V122H123V124L124 123H127L126 122V120H125ZM152 118V119H151ZM154 118H156V119H154ZM73 119V120H72ZM74 119H77V120H74ZM87 119V120H86ZM112 119H114V120H112ZM158 119H160V120H158ZM61 120V121H60ZM79 120V121H78ZM81 120V121H80ZM95 120V121H94ZM136 120V119H135ZM138 120V119H137ZM158 120V121H157ZM165 120V122H166V124H165V122H163V121ZM2 121V122H1ZM72 123H71V122ZM86 121V122H85ZM114 121V122H113ZM142 121V120H141ZM155 123H154V122ZM157 121V122H156ZM162 121V122H161ZM75 122V123H74ZM76 122H78V123H76ZM80 122V123H79ZM88 122H90L89 123V125H88ZM103 122V123H102ZM113 122V123H112ZM158 122H159V125H158ZM163 124V127H162V125H160L161 123ZM8 123V124H7ZM16 123V124H15ZM65 123H67V124H65ZM128 123L126 124V126L128 125ZM138 123H141L142 125H140V124H138ZM11 124H15L14 126H15V130L13 129V126L11 125ZM59 124H61V125H63L62 127H61V125H59ZM69 124H71V125H69ZM80 124V125H79ZM123 124H122V126H121V128L123 127ZM134 124V123H133ZM6 125H7V127H6ZM11 125V126H10ZM55 125V126H54ZM72 125H74V126H72ZM83 125V126H82ZM152 125L154 126V127H152ZM160 126V127H158V126ZM165 125V126H164ZM65 126V127H64ZM112 126V125H111ZM110 126V127H111ZM135 126V125H134ZM3 127V128H2ZM12 127V128H11ZM19 127V128H18ZM56 127H58V128H56ZM104 127L106 128V130H108V132L107 131H105L104 130ZM124 127H125V124H124ZM136 127V126H135ZM152 127V128H151ZM162 127V128H161ZM6 128H10L11 129V132H9L10 131V129H6ZM61 128V129H60ZM63 128V129H62ZM77 128H80V129H77ZM137 128V127H136ZM156 130H159V131H156ZM158 128V129H157ZM100 131H99V130ZM103 129V130H102ZM140 130V131H139ZM155 130V132H153ZM16 131V132H15ZM81 131V132H80ZM95 131V132H94ZM152 133H151V132ZM162 131V132H161ZM13 132V133H12ZM140 132V133H139ZM150 132V133H149ZM167 132H168V134H167ZM81 133V134H80ZM107 134V135H109V136H107V138H109V139H107L106 138V135L105 134ZM154 133V134H153ZM160 133H162V134H160ZM166 133V134H165ZM169 133H171V135L169 134ZM95 134V135H94ZM103 134H104V137H105V139H107V141L106 140H104V138H103ZM139 134H142V135H139ZM152 136H151V135ZM160 134V135H159ZM17 135V136H16ZM99 135L100 136H102L101 137V139L103 140V143H105L106 144V142H107V144L108 145H110V143H111V146H110V149L108 150V151H110V153L107 151V148H109L108 147V145H104V144H102V142H101V140L99 141L98 139H100V137H99ZM150 135V136H149ZM154 135V136H153ZM156 135V136H155ZM165 135H166V137H165ZM82 136V137H81ZM141 136H142V138H143V140H142V138H141ZM144 136V137H143ZM148 136H149V140H148ZM158 136V137H157ZM21 137V138H20ZM23 137V138H22ZM67 137V138H66ZM10 138V139H9ZM14 138H16L17 140H18V138H19V140H24V142H26L27 143V145H24V144H22L21 142H23V141H19V142H16L17 140L15 139V142L16 143H18V145H15L16 143L15 142H13L14 141ZM139 138V139H138ZM153 138V139H152ZM1 139H2V141H1ZM25 139H27V140H25ZM62 139V140H61ZM110 139H112V140H110ZM145 139H146V141H145ZM155 139V140H154ZM158 139V140H157ZM171 139V140H170ZM4 140V141H3ZM11 140H13V141H11ZM68 140H70L69 142H68ZM111 142H110V141ZM141 140V141H140ZM173 140H174V138H173ZM8 141V142H7ZM29 141L31 142V143H29ZM33 141V142H32ZM82 141V142H81ZM133 141H136V143L135 142H133ZM138 141V142H137ZM110 142V143H109ZM146 142V143H145ZM149 142V143H148ZM152 142V143H151ZM161 142V143H160ZM169 142V143H168ZM81 143V144H80ZM119 143V142H118ZM134 143V144H133ZM139 144V146H138V144ZM178 143V142H177ZM9 144H12V145H9ZM14 144V145H13ZM20 144H22L21 146H20ZM32 144V145H31ZM67 144V145H66ZM70 144V145H69ZM84 144V145H83ZM142 144H143V146H142ZM153 144V145H152ZM160 144V145H159ZM169 144V146L172 148H170L169 146H167L166 147V145H168ZM29 145V147H28V149H24L25 150V152L27 151L28 153H27V156H24V155H22V151H23V148L25 147V146H28ZM33 145H35V147L33 146ZM68 145L70 146V147H68ZM81 145V146H80ZM96 145L98 146V149H97V147H96ZM101 145H102V147H101ZM114 145H116V144H114ZM149 145V146H148ZM172 145V146H171ZM174 145V146H173ZM12 146H14V148L12 147ZM19 146V147H18ZM24 146V147H23ZM31 146H32V149H31ZM37 146V147H36ZM136 146H138V147H136ZM164 146V147H163ZM178 146H179V143L178 144H176V147H177V149H178ZM1 147H3V145L1 146ZM0 147V148H1ZM21 147V148H20ZM23 147V148H22ZM66 147V148H65ZM104 147H106V148H104ZM135 147V148H134ZM140 147V148H139ZM142 147H144L143 149H142ZM147 147V148H146ZM154 147V148H153ZM8 148H11L10 150L8 149ZM19 148V149H18ZM27 148V147H26ZM31 149V152L30 151H28V150H30ZM34 148H36V150H38V151H36ZM104 148V149H103ZM161 148V149H160ZM165 148H167V150L168 149H171L170 150V152H168ZM15 150V152H13L14 150ZM17 149H18V151H17ZM22 149V151H21V153L19 152L20 150ZM100 149H102V150H100ZM138 149V150H137ZM148 149V150H147ZM153 149V150H152ZM12 150V151H11ZM32 150H35V154H36V152H37V154L39 155V156H37V155H35L34 153V157H33V160L31 159V161H30V159L29 158H31L33 155H32ZM105 150V151H104ZM136 150V151H135ZM145 150H147V151H145ZM165 150H166V153L168 152V154H166L165 153V155H164V157H163V154H164V152H165ZM2 151V150H1ZM6 151V150H5ZM68 151V152H67ZM94 151V152H93ZM135 151V152H134ZM141 151V152H140ZM150 152V154H148L149 152ZM16 152H17V154H16ZM24 152V154H26ZM108 152V153H107ZM140 152V153H139ZM146 152V153H145ZM155 152V153H154ZM1 153V152H0ZM2 153H4V151L2 152ZM21 154V155H19V154ZM72 153V154H71ZM138 153V154H137ZM143 153V154H142ZM12 154V155H11ZM107 154H110V157H108L107 156ZM140 154V155H139ZM146 154V155H145ZM160 156H159V155ZM1 155V156H2ZM17 155V156H16ZM28 155H29V157H28ZM32 155V156H31ZM85 155V156H84ZM104 155H106V156H103ZM156 155V156H155ZM168 157H167V156ZM170 155V156H169ZM10 156V157H9ZM19 156V157H18ZM21 156V157H20ZM36 156V157H35ZM154 156V158H152ZM160 158H159V157ZM162 156V157H161ZM3 157V156H2ZM15 158V157H17L18 158V160H17V158L16 159H13V158ZM23 157H24V159L26 158V160L28 161V165H24L25 164V162H27L26 160H24V161H22V159H23ZM144 157V158H143ZM150 157V158H149ZM7 158V157H6ZM5 158V159H6ZM21 158V159H20ZM28 158V159H27ZM35 158H37V159H35ZM69 158H70V160H69ZM93 158V159H92ZM103 158V159H102ZM114 158V157H113ZM138 158V159H137ZM140 158V159H139ZM148 158V159H147ZM157 158V159H156ZM165 158V159H164ZM103 161H102V160ZM105 159H109V160H111V161H114V162H110V164H112V163H114L113 165H112V168L110 167V164H109V161L107 160V162H108V164L107 165H105L106 167L107 166H109L111 169H115V167H116V169H117V180H118V182L117 183H121V186H119V185H115V184H113V188L114 189H112L111 187H110V185L108 186V184L110 183L111 184V181H112V179L114 178V177H112L113 176V171H109V170H107L106 169V167L102 164V163H105ZM143 159H145V160H143ZM156 159V160H155ZM171 159V158H170ZM169 159V160H170ZM7 160V159H6ZM13 161V164H12V161ZM97 162H96V161ZM149 160H150V162H149ZM163 160V161H162ZM165 160V161H164ZM169 160H168V162H169ZM14 161H16L15 162V164L16 165H14ZM23 163H22V162ZM72 161V162H71ZM140 161H142V162H140ZM149 166H145V164H144V162ZM18 162H19V164H20V166H19V164H18ZM32 162H31V164H32ZM99 162V163H98ZM136 162H139V164H138V166H137V164H136ZM151 162L153 163L152 165H151ZM156 162V163H157ZM72 163V164H71ZM11 164L12 165H14V169L13 168H11ZM27 164V163H26ZM68 164V165H67ZM135 164V165H134ZM23 165V166H22ZM73 165H74V167H73ZM77 165V166H76ZM18 166V167H17ZM33 166V165H32ZM38 166V164H37V167H39ZM44 166V167H43ZM68 166V167H67ZM90 168H89V167ZM19 167H22V169H23V167H24V169L22 170L21 168H19ZM31 167V166H30ZM96 167V168H95ZM105 167V168H104ZM119 169H118V168ZM128 167V168H129ZM165 167L166 166H164L163 167V170L165 171ZM16 168V169H15ZM17 168L18 169H21L20 170V173H19V171H17ZM88 168V169H87ZM102 168V170H100ZM110 168H108V169H110ZM143 168V169H142ZM147 168V169H146ZM12 169H13V171H12ZM38 169V168H37ZM45 169H47V170H45ZM124 171H123V170ZM145 169V170H144ZM150 169V170H149ZM2 170V171H1ZM5 170V171H4ZM6 170H8V171H6ZM9 170H11V171H9ZM15 170V171H14ZM44 170V171H43ZM119 170V171H118ZM102 171V173H100ZM106 171V172H105ZM110 172V173H107V172ZM126 171V172H125ZM146 171H148L149 173H147L146 175H145V172ZM9 172V177L7 178V176H8V174L6 175V173H8ZM24 172V174H27V173H25ZM45 173V176H44V173ZM99 172V173H98ZM163 172V171H162ZM13 173H14V175H13ZM16 173V174H15ZM49 173H51V174H49ZM77 173V174H76ZM128 173V174H127ZM129 173H134V174H136V175H133V177H132V175H131V177H130V175H129ZM47 174H48V176H50L49 177V179L47 178L48 176H47ZM65 174V175H64ZM81 174V175H80ZM124 174V175H123ZM11 175H13L12 177H11ZM18 175V176H17ZM23 175V174H22ZM28 175H29V173H28ZM28 175L26 176L27 178H28V180H30L29 179V177H28ZM94 175H96V176H94ZM110 175V176H109ZM129 175V176H128ZM3 176V177H2ZM43 176V177H42ZM55 176V177H54ZM91 176V177H90ZM104 176V177H103ZM135 176V177H134ZM144 176V177H143ZM18 177V178H17ZM40 177H41V179H40ZM89 177V178H88ZM101 177V178H100ZM112 177V178H111ZM120 177H122L121 179H120ZM124 177H126V178H124ZM129 177V178H128ZM138 177H140V178H138ZM2 178H4V179H2ZM20 178V179H19ZM27 178H26V180H25V178H23V180H25L24 182L25 183H28L27 181ZM103 178H105V179H103ZM111 178V179H110ZM130 178H133L132 180L130 179ZM136 178H138V179H136ZM142 178V179H141ZM8 179V180H7ZM48 179V180H47ZM52 179V180H51ZM87 179V180H86ZM96 179H97V181H96ZM110 179V180H109ZM115 179V178H114ZM120 179V180H119ZM123 179V180H122ZM144 179V180H143ZM7 180V182H5ZM44 180V181H43ZM71 180V181H70ZM129 182H128V181ZM139 180V181H138ZM141 180V181H140ZM143 180V181H142ZM2 181V182H1ZM51 181V182H50ZM126 181H127V183H126ZM23 182V183H24ZM82 182V183H81ZM122 182L123 183H125V186L122 184ZM136 182V183H135ZM143 182V183H144ZM72 183V184H71ZM86 186H84V185ZM95 184H96V186H95ZM128 184V185H127ZM134 184V185H133ZM137 184L139 185V187L137 186ZM20 186V188H19V186ZM81 185H82V187H81ZM138 187V189H137V187ZM0 186V187H1ZM23 186V187H22ZM108 186V187H107ZM117 186V188H115ZM4 187V188H3ZM18 187V188H17ZM26 187V186H25ZM50 187H52L51 189H50ZM80 188V189H78V188ZM84 187V188H83ZM89 187V188H88ZM94 187V188H93ZM121 189H120V188ZM124 187H125V189H124ZM127 187V188H126ZM135 189H134V188ZM21 188H23V189H21ZM74 188H75V190H76V188L78 189L77 191H75L74 190ZM108 188H110V189H108ZM133 188V189H132ZM0 189V194L2 195L3 193H2V190ZM12 189V190H11ZM21 189V190H20ZM28 189V187H26L24 190H27ZM71 189H72V191H71ZM85 191H84V190ZM91 189V190H90ZM104 191H103V190ZM116 189V190H115ZM117 189H118V191H117ZM124 189V190H123ZM15 191V194L13 193V195L11 194L10 195V193H12V191ZM18 190V191H17ZM29 190V189H28ZM27 190V191H28ZM80 190V191H79ZM108 190H109V192H108ZM112 191V193L113 194H111V191ZM123 190V191H122ZM132 190V191H131ZM139 191V193H138V191ZM11 191V192H10ZM27 191H25V193H26V196H28V194H27ZM39 191H41V192H39ZM82 191H83V193H82ZM121 191V192H120ZM131 191V192H130ZM137 191V192H136ZM8 192V193H7ZM10 192V193H9ZM70 192V193H69ZM115 192V193H114ZM118 192V193H117ZM120 192V193H119ZM127 192V193H126ZM136 192V193H135ZM24 193V192H23ZM25 193L24 194H22V195H20L18 198H24V195H25ZM29 193V192H28ZM51 193V194H50ZM74 193V194H73ZM80 193V194H79ZM122 193H124L123 194V198L122 197H120V196H122L121 194ZM16 194H18V195H16ZM30 194H32L31 192H30ZM43 194V195H42ZM45 194V195H44ZM108 194V195H107ZM111 194V195H110ZM115 194V195H114ZM118 194H119V196H118ZM133 194V195H132ZM4 195V194H3ZM15 195V196H14ZM36 195V194H35ZM52 195V196H51ZM77 195V196H76ZM105 195H107V197L105 198V196H104V198L106 199L105 201H103V203L101 202V199H102V197ZM129 195H131V196H133L132 198H131V196H130V198H128L129 197ZM22 196V197H21ZM25 196V198L21 201V202H23L24 203V200L27 198ZM63 196V197H62ZM70 196V197H69ZM102 196V197H101ZM114 197V203H110V202H113L112 201V197ZM126 196H128V197H126ZM10 197V198H9ZM32 197H33V195H32ZM34 197H36V198H38V196L36 195V196H34ZM33 197V198H34ZM44 197V198H43ZM46 197V198H45ZM109 197H111L110 198V200H108L109 199ZM117 197H120V200H119V198H118V202H117ZM125 197H126V199H125ZM28 198H30L29 196H28ZM134 198V199H133ZM19 199V200H20ZM43 199H44V201H43ZM100 199V200H99ZM121 199L122 200H124V201H121ZM132 199V200H131ZM7 200V201H8ZM29 200H31L32 201V198H30ZM28 200V201H29ZM151 200H153L154 201V199H151ZM7 201H3V203L5 204V203H8ZM11 201V202H12ZM30 201V202H31ZM99 201V202H98ZM158 200H155L154 201V203L156 204H153V202L151 203V202H149V205H148V203H146L145 205H146V207L148 208L150 205V209H151V207H153L154 206V209L156 208V206L159 204V202H157ZM10 202V201H9ZM10 202V203H11ZM20 201H17V203H15V201L13 202V205H8L9 207L8 208H14V210L12 211V209H11V212H10V209H8L7 207H6V209L2 212L3 214H4V212L6 211V210H8V211H6L5 212V214H6V216H8L7 217V219H10V223H13L12 225L14 226V228H15V230H16V233L15 234H17V235H12L13 234V231H11V229L13 228V226H11V224L7 221V219H3V218H1L2 219V221H4V220H6L7 221V223H9V225L12 227H10L8 224H6V225H8V226H6L5 225V223L3 224H1L0 223V228H1V230H0V239L2 238H4L6 241H4V239H3V241L2 240H0V242L3 244V242L4 243H6V245L8 246H5L6 248H8L7 250H15V249H17L18 251H19V254L21 255V256H23V257H25V259H23L24 261H28V259H29V257H30V259H32L31 258V256H29L30 255V250L28 249V248H33V246L32 245H30V244H32V240H31V237L30 236H28L27 235V229H26V227H24V222H22V221H24L23 219H25V217L22 215V213L20 212V210L22 209H25V211L27 210H31V207L32 208H34L33 207V202L30 204V205H32L31 207H28L27 205H28V203H27V205H25V204H23V205H25V207L23 206L22 208L20 207L19 208V206H21V205H19L18 203H19ZM25 202H27L26 200H25ZM107 202H108V204H107ZM122 202V203H121ZM124 202H125V204H124ZM157 202V203H156ZM44 203V204H43ZM83 203H85V204H83ZM102 203V204H101ZM122 205H121V204ZM9 204V203H8ZM18 204V205H17ZM21 204V203H20ZM49 204V205H48ZM51 204V205H50ZM101 204V205H100ZM106 204V205H105ZM112 204V205H111ZM114 204H115V206H114ZM118 204H120V205H118ZM123 204H124V206H123ZM152 204H153V206H152ZM7 205V204H6ZM45 205V206H44ZM47 205V206H46ZM90 205V206H89ZM96 205V206H95ZM93 206V207H92ZM100 206V207H99ZM113 206V207H112ZM82 207L84 208V209H82ZM91 207V208H90ZM95 207H97V208H95ZM108 207V208H107ZM119 207V208H118ZM28 208V209H27ZM99 208V209H98ZM117 208V209H116ZM52 209V210H51ZM94 209V210H93ZM104 209V210H103ZM153 209V208H152ZM82 210H83V212H82ZM93 212H92V211ZM113 210H116L117 212H118V214H116L115 215V213H117L116 211H115V213H114V211ZM24 211V212H25ZM36 211H37V209H36ZM43 211V212H42ZM49 211V212H48ZM8 212V213H7ZM30 212H32V211H30ZM79 214H78V213ZM10 213V214H9ZM17 213V214H16ZM18 213H20V214H18ZM101 213V214H100ZM136 213V212H135ZM154 213H156V209H155V212ZM27 214V216H28V218H29V215H30V217H32V213L31 214H29V211L28 212H26L25 213V215ZM29 214V215H28ZM41 214V215H40ZM44 215V217H43V215ZM78 214V215H77ZM86 214H88V215H86ZM90 214H91V216H90ZM14 215H16V216H14ZM50 217L51 216V218H49L48 216ZM77 215V216H76ZM80 215V216H79ZM115 215V216H114ZM134 215V211H133V214H132V216ZM21 216V218H19ZM26 216V217H27ZM47 216V217H46ZM89 216H90V218H89ZM111 216V217H110ZM119 216V215H118ZM118 216H117V219H118ZM131 216V217H132ZM3 217H4V215H3ZM22 217H23V219H22ZM94 217V218H93ZM96 217H97V219H96ZM136 217H137V213L135 214V217L133 216L128 222L129 223H126V225H125V228H126V232H127V229H129V231H132L133 233H135V234H137L138 233V230H137V228H135L136 226H139L140 225V228H142V226H143V230L142 229H140L139 230V233L138 234H140V232L142 233L143 232V234H140V235H134L133 234V236H135V240H133V236H132V232H131V238H132V241H133V243H132V241H131V239H130V244L128 243V246H126L127 248H126V253H125V256H126V254H127V259L124 257V261L123 262H121V264H132V262H133V264H151V260H152V264L153 263H157V261H158V253L156 252V251H158V249L156 250V247H154L153 246V248H152V245H151V247H150V239H148V234H146L145 232L147 231V229H146V224H145V226L142 224V226H141V224H140V222L139 223H137V225H136V223H135V220L134 219H136ZM4 218H6V217H4ZM28 218H27V220H28ZM41 218V219H40ZM44 220H43V219ZM78 218V219H77ZM102 218V219H101ZM105 218V219H104ZM0 219V220H1ZM16 219V220H15ZM19 219V220H18ZM20 219H22V220H20ZM86 220V221H85ZM97 220H98V222H97ZM100 220V221H99ZM137 220V219H136ZM26 221V220H25ZM31 221H32V218H31V220H30V218H29V220L28 221H26L25 222V225H26V223H31ZM49 221V222H48ZM54 221V222H53ZM113 221V222H112ZM118 221V220H117ZM130 221H132V225H134V228H133V226L131 225V227H130V225L128 226V224H130ZM138 221V220H137ZM1 222V221H0ZM43 222V223H42ZM53 222V223H52ZM112 222V223H111ZM15 223V224H14ZM53 225H52V224ZM20 224V225H19ZM47 224V225H46ZM85 224V225H84ZM99 224V225H98ZM5 225V226H4ZM23 225V226H22ZM41 225H43V226H41ZM93 225V226H92ZM112 225V226H111ZM3 226H4V228H3ZM27 226V225H26ZM30 226V224L27 226V227H29ZM74 226V227H73ZM96 226V227H95ZM6 227V228H5ZM9 227H10V229H9ZM26 229H24V228ZM108 227H111V228H108ZM21 229V231H20V229ZM23 228V229H22ZM73 228V229H72ZM3 229L5 230V231H3ZM29 229V228H28ZM97 229V230H96ZM139 229V228H138ZM7 230H8V232L10 231V233H12V234H10L11 236H8V237H15V238H13L12 240H13V243L10 241V243H9V241H8V239H7V237H6V235H5V232L6 233H8L7 232ZM14 230V229H13ZM15 230H14V232H15ZM23 230H24V232H23ZM38 230V231H39ZM80 230V231H79ZM91 232H90V231ZM95 230V231H94ZM109 230V231H108ZM111 230H113V231H111ZM125 230V229H124ZM134 230V231H133ZM142 230V231H141ZM26 231V232H25ZM136 231V232H135ZM3 232V233H2ZM80 232H81V234H80ZM88 232V233H87ZM23 233V234H22ZM50 235H49V234ZM90 233V234H89ZM111 233V234H110ZM8 234V235H9ZM25 234H26V236H25ZM47 234V235H46ZM52 234V235H51ZM95 234V235H94ZM111 236H110V235ZM2 235V236H1ZM4 235V236H3ZM73 235V236H72ZM91 235V236H90ZM22 236V237H21ZM41 236V237H40ZM108 236V237H107ZM137 236H141V237H137ZM28 237V240L26 239ZM44 237V238H43ZM91 237V238H90ZM17 238V239H16ZM23 238V239H22ZM41 238H42V240H41ZM14 239L16 240V241H14ZM52 239V240H51ZM89 239V240H88ZM92 239H94V240H92ZM96 239V240H95ZM144 239H145V241H144ZM19 240V241H18ZM25 240V241H24ZM29 240H30V242H29ZM110 240V241H109ZM138 240H143V241H138ZM149 240V241H148ZM21 241V242H20ZM25 243H24V242ZM16 242L18 243V244H16ZM87 242V243H86ZM147 242V245L145 244ZM0 243V244H1ZM16 244V247H17V245L19 246V244H20V247H18V248H16L14 245ZM28 243H30V244H28ZM132 243V244H131ZM135 243V244H134ZM142 243V244H141ZM14 244V245H13ZM37 244V243H36ZM78 244V245H77ZM110 244V245H109ZM139 244V245H138ZM13 246L12 248H10V246ZM40 245H41V247H40ZM82 245V246H81ZM132 245V246H131ZM137 245V247L138 248H140L141 246V248L138 250V248H136L135 246ZM2 245H0V248L1 249H3L4 248V244H3V247H1ZM27 246H29L28 248H27ZM32 246V247H31ZM42 246H43V248H42ZM104 246V247H103ZM144 246V247H143ZM149 246V247H148ZM15 247V248H14ZM22 247V248H21ZM68 247V248H67ZM129 247H131V248H129ZM135 247V248H134ZM147 247V248H146ZM42 248V249H41ZM152 248V249H151ZM160 248V247H159ZM20 249H21V251H20ZM129 249V251H127ZM155 249V252L153 251ZM168 249V250H167ZM7 250L5 251V249H4V253L6 254V253H12L11 251H8L7 252ZM102 250V251H101ZM131 250L133 251V252H131ZM134 250H135V253H134ZM144 250V251H143ZM147 250H148V252L150 253V255L152 254V252L151 251H153L154 252V256L157 258V259H155L154 258V256H153V258H152V256H149V253L147 252ZM165 250H167V251H169L170 249H169V247L168 248H163V251L161 250V254H160V256H161V258H163V257H166L164 254H165ZM172 250H174V249H172ZM30 251V252H29ZM39 251H42V254H41V252H39ZM83 251V252H82ZM85 251V252H84ZM139 251V252H138ZM166 251V252H167ZM3 252V250H1V253ZM14 252V251H13ZM88 252V253H87ZM144 252V253H143ZM163 252H164V254H163ZM0 253V257H1V255L2 254H4V253H2L1 254ZM86 253V254H85ZM138 253V254H137ZM139 253H141L140 254V256H139ZM155 253H157L156 255H155ZM40 254V255H39ZM103 254V255H102ZM106 254V255H105ZM129 254V255H128ZM131 254H132V257H131ZM147 254L148 255V257L147 256H145V255ZM164 256H163V255ZM50 255V256H49ZM78 255V256H77ZM89 255V256H88ZM158 255V256H157ZM130 258H129V257ZM134 256H138L137 258L139 259H137L136 257H134ZM23 257H21V258H23ZM28 257V258H27ZM81 257H83V258H81ZM86 257V258H85ZM98 257V258H97ZM150 257L152 258L151 260H150ZM89 258V259H88ZM137 260H136V259ZM142 258V259H141ZM144 258H146V259H144ZM161 258H160V263L162 262L163 264H164V261L166 260V258H163L164 259V261H161ZM27 259V260H26ZM29 259V261H31ZM86 259V260H85ZM126 259V260H125ZM144 259V263L142 262V260ZM153 259H155V260H153ZM162 259V260H163ZM33 260V259H32ZM48 260V261H47ZM51 260V261H50ZM96 260V261H95ZM123 260V259H122ZM121 260V261H122ZM129 260V261H128ZM147 260V261H146ZM148 260H150V261H148ZM64 261V262H63ZM81 261V262H80ZM87 263H86V262ZM90 261V262H89ZM92 261V262H91ZM98 261V262H97ZM100 261V262H99ZM155 261V262H154ZM32 262V261H31ZM84 262V263H83ZM126 262V263H125ZM135 262V263H134ZM147 262V263H146ZM150 262V263H149ZM205 261H203V263H204ZM161 263V264H162ZM200 263H202V261L200 262ZM202 263V264H203ZM166 264V263H165ZM206 264V263H205ZM207 264H209V263H207Z\"/></svg>",
  "mask_w": 264,
  "mask_h": 264
}]
</instances>
